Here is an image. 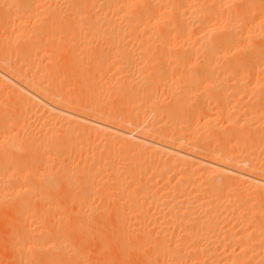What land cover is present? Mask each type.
Segmentation results:
<instances>
[{
  "label": "bare ground",
  "instance_id": "1",
  "mask_svg": "<svg viewBox=\"0 0 264 264\" xmlns=\"http://www.w3.org/2000/svg\"><path fill=\"white\" fill-rule=\"evenodd\" d=\"M256 1L258 2L259 0H0V6L2 8L0 9L1 13L5 11L4 15L7 17L9 16L8 18H3V22H0L1 23L0 31H3L4 33H5V30L11 28L13 24L14 25L16 24L14 23L15 18L16 20L20 19L19 22H21V21H24V19H27L26 17H28L31 13H35L36 10L34 9V7L40 8V11L37 12V14L40 16H42L40 12L45 13V11L49 15H51V17L54 19L60 18L61 16L63 17L64 15L63 21L66 20V22H63V24H66L67 21H70V20L74 22L75 21V18H73L74 16L75 17L79 15L83 16V13H84V16H86L87 19L83 17V19H85V22L81 23L84 20L78 21V22L82 24L83 31L89 34L88 38L89 36H91L90 38H93V39L95 37L97 38L102 37L101 39L105 37V42H103L104 40L101 41L103 45H105V43L107 42L106 40H109L106 45L107 47L103 48L104 46H102L101 44V48L103 50H100L101 48L99 47L100 48L99 49L100 50L99 60L100 62H103L105 64L104 71H106L107 69V72L105 73L110 74L112 72L111 68H114V70L118 71L115 74H119L117 75L118 78L111 81L112 78L110 77L114 75L111 74V76L109 77L108 75L106 76V74L102 75L104 73L102 72L101 75L104 77L101 76V78L102 79L104 78L105 80V77L107 78L109 77L110 80L107 81L106 79L105 82L103 80L102 81L100 80V81L101 83L103 82V84L105 83L104 86H106V90L108 87L109 88L113 87L114 90L112 91L108 90L109 93L112 92L111 93L112 95L111 96L108 94L107 95L113 98L115 96L116 100L114 101L115 102L118 101V103L114 102L115 104L119 105V103L121 104L123 103V101L125 102L127 101L126 105L124 104L123 106L119 105V108H117L120 112L117 111L116 113V110L110 108V110L112 111L114 110L113 111L114 113L111 112V114L113 113L115 115L116 113V116L112 120L111 119L109 120L106 117H104L105 119L108 120V122H106L105 119L101 118L103 117L102 111L105 108L107 109L108 107H112L114 103L110 104L107 107L106 105H108L109 103L107 104V102L105 101L106 102L105 104V102L103 101L105 104L103 105V103L99 99V100H96L97 103L100 101L102 105L100 103L99 104L102 107L105 106V108L103 109V108L95 107L94 103L93 105H91L92 103L91 104L89 103V102H92L91 101L92 98L94 99V97H91L92 95L94 96V94H90L91 100L89 99V102L87 101L88 102L87 104L86 102L82 103V100H83L82 98H81V102L78 101V103L80 102L79 103L80 105L84 103L86 104V105L84 104V107H81L82 109L85 108V106H88L90 104L91 106H88L85 109L91 108L93 106L92 110L89 109L88 110L89 112L88 111L86 112L85 110L81 109V112L87 113V114L82 113V115L81 113H78V112L74 113L75 110H72V109H75L77 107L75 106V108H73L74 106H71V105H74V103H72V100L68 98V94L73 93L71 92L72 90L74 91V89L72 88H74L76 85H77L76 87H78L79 85L82 87L83 83L80 82L76 84L78 80L77 81L75 80L76 83L71 82L72 77H70L69 73H68L69 78H67V80L69 79V82H71V84L68 83V81L64 82L65 81L64 77H67L66 74H64L63 77L61 75V77L64 78L63 79L64 81L61 79L63 83L59 84L60 78L57 80L58 83L57 81H52L53 79L56 80L58 78V76H56L57 73L58 75L62 73H59L60 71L55 70L54 74H52L53 72L51 71L53 70H49V69H55V65L53 68L51 67L53 64H50L47 66L48 62H46V67L48 69L46 68L47 70L44 72L42 69H45V67L43 66L44 68L41 67L40 69V66H38L40 62L37 63L38 61L33 62L34 64L33 67L35 68L31 67L32 66L31 63L28 64L27 62V64L29 66L31 65L29 69L32 71L31 68L37 69L35 66L37 63V67H39V69L42 70L43 73L46 74L47 72L46 76L48 75V73L50 74L48 75V77L52 79L50 81V79L48 78V80L50 81V84H52L51 82L53 83L55 82L53 85L55 84L59 85V87L58 86L56 87L58 88L59 91H61V88H63L64 91H67L68 94H66L67 95L66 96L65 95L66 92H63V89H62L63 93L56 91V95L60 93L57 97L58 100L60 99L59 100L60 104H59L57 103L58 102L57 99L55 100L57 101L55 103H53L54 100H51L50 94H52V92L49 93L50 95L49 96L48 94H45L44 92L40 93L39 90L38 91L35 90L38 88L42 90V87L40 88V85H42L41 83L43 82L41 81L43 79L41 80L40 78H37V77L41 75L42 76H45V75H43V73L41 72L40 74H36V75H39L37 77L36 75L30 76V74L33 72L27 70L30 73L28 75V72L26 73L25 71L26 69L25 61L27 60L29 62H32L29 59L35 60L34 58L36 57L38 53L41 52L40 50H42V52L47 51V49L49 51L54 50L55 46L59 44L58 42L61 41V39L58 38L60 36V34H57L59 32L58 29L56 30L55 28H53L54 27L52 25L53 22L51 25L49 24L50 23L49 20H47V23L46 22L44 23L43 21L44 19L46 21V18H44L43 21L41 22V19L43 17L41 18L38 17L36 13L34 14V16L36 15L35 17L37 19L40 18V21L38 19L37 25H34V26L39 27L40 24L38 22H41L42 24H47L45 26H52L51 28L49 27L50 28L48 31L49 33L47 32V29H46L47 27H44L42 24L41 25L43 26V28L40 27L39 29L42 28L43 31L44 29H46L45 33L49 34L51 37L53 36V40L49 38V41L45 39H44L45 42L42 41L43 40L42 35L44 36L47 35V34L45 35L41 31L42 29L40 30L42 33L37 32V36H40L42 34L41 35L42 37H39L40 39L42 38L41 40L42 42L39 41L40 39L36 36V33L35 35H31V36H29V34H26L28 32H30L31 34L32 33L31 31H33L32 28H31L32 30H27V32L25 33L24 32L22 33L21 31V36L20 35L18 36L20 37V40L22 37V39L26 41L23 42L21 40L20 42L19 41L18 42L19 43L22 42L21 44H23L24 46H26L25 44H27L28 46L27 49H25L20 44L17 47H20V46L23 47V49H21L23 51H21L19 48L18 50L21 51L19 54L16 48V45L18 43H16L14 44L15 46L14 45L13 46L15 47L18 55L15 54L16 52L13 53V51L15 50L14 48H13L14 50L10 48L9 50L10 52L8 51L9 53H13V55L14 54L16 55L14 57L12 55L14 59L12 57H9L8 59L9 62L12 60L11 62L13 63L15 58L19 55H20L19 61H21V56L22 58L25 59L24 63L21 61L25 66L24 70H21L23 68V65L19 64L20 62L17 59L18 57L16 58L17 59L16 63L18 61L19 62L18 64L21 65L22 67L20 69V72L18 71L20 68L19 65L17 66L18 68L16 66L9 67L10 64L8 62V65L2 66L5 62L7 64V61L5 58L6 54H7L6 56L7 58L11 54L4 52L5 54L3 56V52H0L2 54V56L0 55L1 61L3 60L2 62L3 64L1 63L0 65L1 66L0 69L6 66V68L8 67L7 71L9 72V74L8 72H5V74L7 73L6 77L9 82L8 83L3 82L5 85H3V87H0V89L2 88L1 89L2 93L4 92L3 90H6V89L9 90L5 92L6 95L10 93H11L10 95H13L12 97L9 95L10 96L8 97L9 99L7 98L5 104H3V100H4L3 97H6V96L5 95L3 96L2 94H0L2 96V98L0 99L2 102V106L4 105L3 108H6L5 106L10 107L9 105H7L8 102H10L11 103L10 105H12L11 108L13 109L14 100L12 103L10 101L12 99L10 98L14 99V97H16L15 102L18 101L16 102L17 104L20 101L18 100V97H20L23 100V103H24L23 105H26V107L28 108L27 110L29 111L30 109L33 110L32 109L33 105H37L36 107L34 106L35 107L34 110L38 108V106H39V109L44 108L40 106L42 104H44L45 106H50V107L51 106L54 107V105L58 107L61 105L60 106L61 108L58 107V109L60 108V110H63L64 112V114L62 115V119L60 117L55 118V119L60 118L61 120L59 122H61L62 120L64 122H67L66 123L67 125L64 127L65 132L61 133V134H64L63 138H62V135H59V132L61 131V128H62L60 125H63L65 123L63 122L62 124L57 125V130H60L58 132V136L59 137L61 136L62 139L57 138L56 141H59L61 139L58 142V145H53L49 143L50 146L48 147L46 146L47 147L46 150L48 149L47 152L46 151L44 152L46 158L44 157L43 150H41L42 151L41 154L36 153L35 156L33 153L34 151L40 153V151L38 150L42 148L43 146L42 142L45 141V139H43L44 138L43 134L44 136H46L47 135L46 132H48L49 134L51 133L49 132L50 127H51L50 125L45 126L47 128L49 127V130L46 129L44 133H42L43 131L41 132V126H44L45 124V120L44 122L43 120H41L43 118L42 116L44 115L48 116L50 113L49 111H48V114H44V115H42L41 114L42 112L39 111L38 114L39 115L41 114L42 116L40 115L41 117H38L36 115V119H35V116L33 117V120L34 119L36 120V126H34L35 125L34 123L33 128H38V126H40L39 127L40 129L38 128V130L40 131V133H42V135H40L39 139L42 142L39 141L38 137H35L36 134H34V129L30 128L29 126V123H31V121L29 120H28L29 127L26 125V123L25 125L28 127L27 129L33 130V136L30 138L28 137L29 139L27 140L26 136H29L32 133L24 134L25 135L23 136L24 138L22 137L23 140L25 139L24 142H20L22 138L20 141L17 139L19 136L18 137L12 136L11 134L14 133L13 131H10L13 133L11 134L9 133L7 136H5L6 133L2 134L0 132L4 137L3 140L0 142V147H1L0 157L1 156L7 157V155L11 153H13L12 154L13 157H15L14 153H17V155L18 154L21 155L25 152V150H23V152H20L21 149L23 147L25 148L26 146L27 151L29 150L28 152L34 150L32 153H30L31 155L33 154L34 158H37L40 155L41 160L44 161L43 163H47V165L45 164V167L43 168L42 167L43 164L41 163L42 166L40 165V162L42 161L40 160V158H37L36 160L39 159L40 162L36 161V163L39 162L38 165L40 168L42 167V170H38V167L36 165L35 167L37 168L33 169V172L31 173L26 172L23 174V172L21 173L20 171H24L23 170L24 167H22V170L20 169L19 171L18 168H20L21 165L15 162L16 164L14 163L15 165L14 164L12 165L14 166L13 170H18L17 172L21 173L19 174L16 172L17 174L15 175V172L14 174L11 173L12 169L9 170L6 167V166H8L9 168L12 167L11 165H9L8 162H6V160H5V163L0 162V203H5V207L7 208L12 206L13 210L12 208L10 209L8 208L7 210H11L12 212H14L13 214L16 217L17 223L20 222L21 224H23L24 222L22 220L23 219L27 220L26 217L28 216L30 217V218L28 217L30 220L28 219V222H25L24 223L25 225L23 224L26 227L19 226L20 223L17 226L18 228L20 227V229H22L23 227L22 229L23 231L21 232H24V234L22 236V240L19 239V241L18 239L17 241H15V239L18 236L17 237L15 236L16 238L14 237L15 243L17 242L16 245L18 244L19 246H21L24 251L25 250L27 251L36 250L34 254L38 253L39 251H43L44 255L42 254V252L40 253L41 255H43V257L39 256L38 255L39 253L37 254V257H40V258L42 257V260L43 258H45L44 256L48 257V254L45 253V251L48 252V250H45V248L49 249V252L51 251L60 252L59 253L60 255L55 253L53 258H52L53 254L49 253L50 254L49 258L46 257L47 259L44 260L45 264L46 263L47 264H66L68 260L70 261L71 264H77L76 261H78V257H76L75 263H72V261H74V258H72L73 256H71V252H72V255L77 254L76 251L78 249H74L75 244H74V247L69 246L70 248L72 247V250L74 249L75 251L74 250L72 251L70 248H67L68 244L72 245L75 242L74 241L75 239L73 238L74 236L72 237L68 235L70 237L69 240L73 238L72 241L74 242L71 244L70 243L71 241L69 242V240L65 238L67 236L63 234L65 236L64 237L62 235L63 232H60L61 230L63 231L65 230L62 228L60 231H58L57 229L58 227H57L55 229H57V232H58L57 234L59 235L54 234L56 236H53L52 238H50V236L48 237L47 236L49 234L48 230L44 228V226L42 225L44 224L42 223L44 221L40 220V217L42 218V216L36 213L38 211H36L34 208V211H36L34 213H36V215L33 213V211H31V213L35 215L34 217L31 213L30 215H26L29 212V210H32V208L29 209L30 208L29 204H31L32 202H29L30 200L28 197H32L30 198L32 200L33 198H35V195H40L43 191L45 192L49 191V193H51L50 191L53 192L55 188L57 190V187L60 186V184L62 186L64 185L65 189L69 188L65 186V184L71 185L70 186L71 188H69V190L66 189L67 191H69V193L73 192L71 190L73 187L78 188L77 186H79V188H81L82 186L80 187V185H83V187L86 190L79 193L81 190H84L83 188V189H80V191L76 192V194H78L76 196L78 199L83 193L93 194V193H89V191L87 190H92L93 188L96 187V185H99L97 186L98 189L97 187L95 189L96 190L101 189L100 191L102 190L104 191L108 189L107 192L109 193V196L111 197V200L113 202L115 200L117 201L118 199L121 200V201L118 200L120 201L119 207L122 206L121 210L120 208L118 210L119 203L116 206L117 209L114 207L115 204L113 205V208L117 210L115 211L117 212L115 213V217H117L116 215L119 216V218L117 217L118 218L117 223L122 221V220L118 221L121 218L122 219L127 218V220L131 222V224L127 228L124 227L125 228L124 229L121 227L124 231L123 230L120 231V224H116L117 226L119 225L118 229L116 228V231H117L116 233L118 235H116V233L115 234L112 233L113 234L112 236L110 235V237L113 238L112 246L116 245L115 249L120 248L121 252L123 251V255L120 253V251L118 252L119 249L116 252L120 253L121 256H124V259L127 258V255H128L127 253H129L133 249L134 251L136 250L135 252H137V251H143L145 247L148 250V247H150L149 250H151L154 254L150 251L147 252V250H144L143 251L144 253L141 252L144 254V256L142 257L143 254L142 255L139 254L138 256L140 257V260L142 261L143 264L146 262L147 263L152 262L148 260H153L154 256H155L154 261L155 260L158 261V263L157 262H154V263H157V264L159 263L160 264H264V89H263L264 69L262 68L263 66L261 67L262 65L261 61L264 57L263 56L264 55L263 54L264 53V22H263L264 20L261 21V19H264L262 18L264 14H262V17L259 16L261 15L260 11H263L262 13H264V10L260 8L261 6L260 2H259L260 10L258 7H256L258 6L256 5L257 4ZM42 3L43 5L44 3H47V5L43 6ZM64 5H67V8L69 11L67 10L65 11L66 8L64 9L63 7ZM262 5H264V2L262 3ZM80 7L81 9L84 10V12L82 13L83 10H81L82 14L78 15V13L80 12L79 10ZM64 12H66V14ZM68 14L71 15V17ZM31 15H30V18L33 19L32 21L35 22L36 21L35 17L33 16V14ZM65 15H67L70 18L66 19L67 17ZM11 17H14V19H11ZM80 17L81 16H79V18H76V19L82 20L81 19L82 17L81 18ZM259 17H261L260 20H259ZM30 18L28 17L29 20ZM7 19L14 21L13 23L12 21H10L12 23L11 26L8 25L11 23L7 22ZM25 21L29 22L28 20H25ZM4 24L6 26H1ZM25 24L28 25V23H23V25ZM63 24H60L61 28L63 29L68 28L67 30L68 32L65 31L64 33L66 32L67 33L64 35L61 33V36L63 37L67 35L68 33L70 36L69 30L71 29L67 27V24L64 25L63 27ZM69 24L71 25V23ZM16 25H17L16 28H18L20 27L21 24L17 23ZM55 25H58V24H55ZM13 26L12 28H15ZM4 27H6L5 30H4ZM37 27H36V31H37ZM72 27L75 29L78 26L72 23L70 28ZM23 28L24 29L22 30L24 31L25 29H28L25 27ZM81 28L80 30H82ZM19 29H16L17 31L14 29L16 31V35L20 33V32L17 33ZM51 30L53 31L51 32ZM55 30L57 33H55ZM3 32H0V33L4 34ZM72 32L77 33L78 31L73 30ZM85 33L82 32V36L79 33L75 34L77 35L76 39L77 37L79 39V37L81 36L79 39L81 40L83 36L87 35V34L84 35ZM7 34H4V35L7 36ZM53 34L54 35L57 34V36L58 35L59 36L55 37ZM13 35H15V33ZM5 36L3 37L6 38ZM28 36L29 38L36 36V38L38 39H36L35 37H33V39L35 38L34 41L37 40V42L35 41L33 43V39L31 38V40H29ZM8 37H11V36H8ZM70 37L72 38V36ZM109 37H111V39H108ZM24 38H27V39H24ZM83 38H87V37H83ZM83 38H82V42H83ZM128 38H130V40L133 41L131 44L128 43V40H127ZM11 39H12L10 40L11 43L9 41V38H7L5 42L9 41L8 42L9 45L13 44L12 43L13 41L16 42L15 38H11ZM46 39H48V37ZM54 39H59V40H57L58 41L57 42ZM125 39L127 41H125ZM1 41L2 43L4 42L3 38ZM54 41L57 42L56 45L53 44L55 43ZM30 42L32 43L30 44ZM38 42L41 44H39ZM48 42H50L51 45H47ZM82 42H76V43H79V46H81L82 44H85ZM90 42H92V40L89 41V44H91ZM8 43H4V46L6 44V46L4 47V51L7 50V46H9L7 45ZM36 43H38V45ZM43 43L47 45V46H44L45 48L43 47V49H46L44 51L43 49H41L42 48L41 46H43L42 45ZM76 43L73 42L72 45ZM93 43L95 42H92V44ZM29 44H30V47H29ZM32 44H35V45H32ZM86 44H87L86 45L87 47L89 45L87 43V40H86ZM66 45H67V42H66ZM76 45H77L76 46L77 48L76 47L75 48L78 49L79 48L78 44ZM33 46L38 47V50H39L37 52L36 51L34 52L35 54L37 53L35 57H34L32 49L33 50H37V49H34ZM2 47L3 45L1 44L0 48ZM46 47H49L50 49ZM52 47L54 48L52 49ZM82 47L84 49V45H82L80 48ZM65 48H62V49H65ZM76 49L74 50L72 49V50L77 51ZM97 50L98 48L95 50H92V52L94 51L96 52ZM0 51H3V48L0 49ZM49 51H47L49 55L50 53L53 54V52H49ZM65 51L66 49L64 50V52ZM67 51L69 52V48H67ZM83 51L88 52L89 50L86 49ZM47 52H46V55H47ZM62 52L63 51H60V53ZM68 52H65L66 55L69 54ZM152 52H154V55L156 52V55L154 56L153 60L155 62L157 60L158 61L156 63L153 61V63H151V66H148V68H146V69H149L150 67H153L155 65L154 68H152V70L149 69L151 73H148L150 71L146 69L145 70L148 71L147 74L143 73L144 68L147 67V65H150L148 64L150 63L148 60L151 59L149 58L150 57L149 55L150 54L152 55L153 54ZM30 53L33 54L34 58L28 59V55ZM76 53L72 52L71 54H74L75 56ZM89 53H91V50ZM31 54L30 56H32ZM80 54H78V56ZM187 54L188 55L194 54V59H188V58H191V56L188 57ZM43 55L45 57L49 56V55L46 56L45 54ZM38 56L41 57V55L39 54ZM38 56L36 57V60L39 59ZM52 56H49V57H52ZM58 56H55V58L53 57V59H56L54 63L61 62V61H57ZM71 56L73 55L69 56L70 59L66 58L67 56L65 57V55H64L65 59H63L64 58L63 56H62L63 58L61 57L60 58L63 61H66V59L67 60L72 59L77 62L79 61L81 63L80 58L77 55L76 56L79 59L76 58V56L75 58L78 60L74 59V56L73 57ZM107 56L114 58V60H112V58L110 60V58L109 57L107 58ZM156 56H158V59L155 58ZM90 57H88V59ZM96 57L98 56H94L93 58L97 60L91 59L92 57L90 58L91 63H89V65L87 64L88 62L84 64L85 66L88 65L86 70L87 69L91 70V68H94L91 65L93 66L98 65L99 62L98 63L95 62L96 64L93 63L94 61H98V58ZM103 57H105L104 58L105 61L102 59ZM60 58H58V60H60ZM51 59L52 58H50V62H52ZM47 60H49V58ZM72 60L71 62L70 61L69 62L73 64L72 65L73 67L76 66L78 70L84 67L82 65V67L80 66L79 68L78 66L80 63L77 64L74 61H73L74 63H72ZM39 61H41V59ZM16 63H13V65L14 64L16 65ZM66 63L67 61L63 63V66L61 68V69L64 68L63 73H65V71L66 72L68 71L65 69L67 67H64L65 66L64 64ZM67 64L69 66L67 69L72 67L70 66L71 64L69 63ZM44 65H45V62H44ZM57 65L61 66V64H57ZM101 66L102 65H100V69H103V67ZM97 67H96V70H98ZM9 68H14V69L9 70ZM16 68L18 69L17 71L20 75L24 71L23 73H26L25 75L27 78L23 77L25 75H22L21 77L19 75V77L17 76L16 78L12 79L15 73H17V71L15 72ZM108 68H110L111 72H108L109 71ZM39 69H37V72L40 71ZM196 69H199L200 72H197ZM86 70L84 71L83 69L85 73H86ZM4 71L5 69L2 71V73H4ZM83 71H80V72H83ZM75 72L76 71L74 70L73 73L75 74V76H77L78 73L77 72L75 73ZM90 72L92 71L88 72L89 75L87 73L86 74L84 73V74L86 76L88 75L89 78L92 76V78L90 79L88 78V79L89 80L93 79L92 81H94L95 79V77L93 76L94 74L92 73L93 74L92 75ZM99 73H101V71ZM85 75L83 76L86 77ZM78 76L79 77L77 78L80 80V75ZM83 76H81L82 79H83ZM6 77H4L3 79L5 80ZM29 78H31L34 81L32 80L27 81L29 80ZM73 79L72 81H74ZM37 80L38 82L39 81L41 82L39 86L37 85L38 84L36 82ZM10 81L13 82L12 85L14 84V87L9 86V85L8 87H6L7 86L6 84H9ZM86 82H91V81H85L84 82L85 85L87 84ZM64 83H68L70 86L73 85L74 87H71L72 90L70 89L69 91L67 90V87L70 88L69 85L64 84ZM99 83L95 84V81H94V83L92 82V86L97 87ZM34 84L37 85L38 87L34 88L33 86ZM61 84L63 86H66V88L62 87ZM90 84H87V86L85 85L84 86L85 87L90 86L88 89L95 88V87L91 88L92 86ZM53 85H50L51 88L49 86V89L51 90L54 89L55 87ZM15 87L17 89H15ZM85 87H83V90L85 91L82 90V92L87 91ZM99 88H102L101 84H100V87L98 86L97 88H95L98 90V92H101L102 90L99 91ZM18 89H20L21 91H27L28 93H30L29 95H32V99L25 98L24 94H26V92H21ZM102 89H105V87ZM157 89H160L161 91L159 94L156 92ZM17 90L21 92V94H19ZM51 90H49L48 92H50ZM93 90H91L92 93H93ZM75 91L78 92L77 89H75ZM113 92H114V96H113ZM62 94L65 95V98ZM80 95H83V93ZM162 95L169 97L170 100L169 99L167 100H169L168 102L170 106H168V104L165 103V100L161 98ZM54 96H52V99L54 98ZM74 97H76V95L71 98H74ZM62 98L65 99V102H63L64 104L63 106L65 108H66L65 104L71 101V105H69L68 103L69 106L67 105V109H65L66 111L62 108L63 107L61 103ZM77 98L79 99V97ZM77 98H75V100ZM113 98L111 99L113 100ZM111 99L109 101H112ZM190 102L192 104H194L195 102V104L190 105ZM15 104L14 106L17 109H19L18 107L22 106L21 104L20 105L19 104L15 105ZM56 104H59V105H56ZM117 106H115V108ZM124 106H126L127 108L126 107L124 108ZM26 107L25 108L23 107V108L26 109ZM0 108H2L1 105H0ZM12 109H9V110H12ZM24 109L22 110L26 112V110ZM48 109L50 111L52 110V108H48ZM22 110H20L18 113L20 122H21ZM41 110H45V108ZM60 110H57V111H60ZM67 110H70V111L68 112ZM77 111H80V110H77ZM1 112L5 113L4 109ZM106 112L108 113V111ZM109 113L108 115H111ZM52 114L54 115V113H51V115ZM97 114L98 115L100 114L99 116L101 117H98ZM14 115L18 116L17 113L15 114V112H14ZM2 117L5 118V116H2ZM23 117L22 119L24 120L25 118ZM218 117L222 119L221 122H219L220 120ZM76 118H79V121L81 120V121H84L85 123H82V124L79 123V121ZM14 120H12V124H9L6 121L5 122L8 123L9 126L10 125L12 126L14 123ZM40 120L41 122H39ZM16 121H18V119ZM47 121L49 122L50 120L47 119ZM54 121L57 123V120H54ZM87 122L90 124L86 126ZM49 123H52V121H50ZM124 124L130 125L131 128L124 129L123 128ZM3 125H6V124H3ZM126 125L124 126L126 127ZM58 126H60L61 128L58 129ZM54 128L56 127H53V131H54ZM0 129H4V128L0 127ZM23 129L24 128L19 129V130H22L23 132H25ZM27 132H30V131L28 130ZM52 133H55V132H52ZM52 133L50 134V138L52 136ZM55 135H53L54 138L58 137L57 133ZM123 136L125 137L123 138ZM48 137L49 136L45 138L49 142L50 138L48 139ZM75 137L79 138V140H83L85 139L84 137H86V139L88 138L87 140L88 142L84 140L82 147L77 148L76 146H78V143L79 142L82 143V141H78V139ZM82 137L83 139H81ZM0 139H2L1 135H0ZM73 139H76V140L72 141ZM56 141L52 140V143H55ZM46 142H44L45 145H48L46 144ZM71 142H73L74 144H72ZM75 142H78V143H75ZM23 143H26V144L24 145ZM68 144L73 145V146L76 145L75 147H71L68 150H71L72 148H76L78 149L77 152L80 154L86 153L87 151V155L89 154L88 151H90V149L92 150V147L94 146H95L94 150H99V152H101L103 148L108 149L106 151L104 150L106 153L103 152L102 150L104 155L103 154L99 155V152H98L99 157L96 156L97 159L93 158L94 151L92 155L90 153V155L93 156L91 158L92 161L93 159L98 160L100 158L98 160L99 162H97L96 164L95 162H92L85 157H84L85 159L84 158L81 159L83 160L82 162H84V160L90 161L89 165L93 163L95 164V167L93 166L94 164L91 165L90 167H87V168H94L93 171L95 173L92 171V173L94 174L90 173V175H89V172H90L89 170L91 169H86L84 167L85 166L84 164L88 162H85L83 163V165H81L83 169H86L89 171L87 175L83 174L84 176L82 177L83 180H80V182L83 181L85 185L80 184L79 182H75L78 185L74 184V180H75L74 178H76V180L79 181L80 176L82 175V173H85L84 172L85 170L81 169L79 171L82 173H78L77 170H74L78 174L77 175L74 173L75 175L74 178L70 170L72 169L73 171V169H75L73 167H75L76 165L78 166L79 163L82 164L81 161L79 162L76 161V160H80L81 156H79V159H77V156L79 154L77 152L75 153L73 152V150L75 151V149H72V152L74 153V154L72 153L73 155L77 153L76 154L77 156L75 157L76 159L73 160L74 161L73 164L75 163L74 166H70L71 168L67 166L68 168H66V165H68L66 164L67 162L65 163V161L63 162L61 160L59 163V166L61 165L62 167V164L64 163L65 166L63 165L62 167L63 170H60V167L58 168L60 171L54 169L56 166V165L54 166V164L58 163L57 159L59 158L60 160V157L62 156V154L63 155L65 154L64 152L66 150L65 149L66 147L63 149L64 150L63 151L62 146L64 145L68 146ZM21 145H24V146H21ZM97 145H100L99 147H102V149H97L99 148V147L96 148ZM60 147L61 149H59ZM56 149L58 151L62 150V153L61 151L59 152V155L60 154L61 155L58 158H56L57 162H54L53 160H55V158L51 160V154H52V151ZM115 149L121 150V151L122 149H124L123 151H125V153L122 152L123 154L120 153L122 155L117 156V154H119L117 152L119 151L115 152L116 151ZM1 152L3 155L1 154ZM56 152L53 153L54 156L57 155ZM68 152L70 154L71 151H68ZM96 153L97 151L95 152L94 155H97ZM73 155L71 156V158L73 157ZM22 156L26 157V155H22ZM116 156L118 158H121V161H122L120 162L121 164L118 163L120 159H118ZM24 157L22 158L24 159ZM65 158L69 162V159L67 158V156ZM71 158L70 160H72ZM88 158L90 159V156H88ZM12 159H15V158H12ZM27 160H30V159H27ZM33 160L34 159H32V161H30L29 163L30 164L34 163ZM50 160L53 162L51 163ZM76 162H78V164H76ZM25 163H28V162L26 161ZM48 163H51L52 165H49ZM4 164H7L5 165V168L8 169L9 171H7L5 168L4 170L10 173H5V171L2 170ZM106 164L107 165L109 164V165L107 166ZM22 165H24V162ZM203 165H205L206 167ZM48 166H50L51 169L53 168L52 171L55 170L59 172L52 173V171H50L51 169H49ZM81 166L79 167L82 168ZM27 167H28L27 169H29V166ZM31 167H33V165H31L30 168ZM27 169L26 171L32 170V169L30 170H27ZM22 174L24 177L29 176L30 178L31 176L32 184H33L32 181H34L33 178L37 177L38 178L37 182L38 183L40 182L38 187L41 188L40 190L41 193L38 192L39 193L38 194L37 191L39 189L36 190V188H33V187H31L30 190L24 189V188H29V187H26L29 183H26V181L23 183V179L21 176ZM125 174H127L128 176L127 175L125 176ZM76 176H78V179ZM144 176L146 177L144 178ZM127 177H129V179ZM37 178H35L34 183H36ZM21 179L22 181H20ZM154 180L159 181V182L154 183L153 182ZM100 181H101V184L104 185L103 187L100 186L99 184ZM19 182L21 184L23 183L22 188L21 187L18 188V185H20ZM27 182H30V180ZM25 184L27 185L24 187ZM6 185H11V186L9 187ZM13 185L15 186L17 185V187L13 188L15 187ZM126 185L127 187L129 186V188L124 189ZM32 189H35L36 193L34 192V190L32 191ZM95 189L93 190V192L96 191ZM110 189L112 191L115 190L116 193L111 192L110 194V191H109ZM96 192H99V191H96ZM33 193H35V195ZM102 193H96V195L97 194L101 195V197L104 195V197L106 198L108 193L104 192L105 194L103 193V195ZM112 193L114 196L118 195V197H116L117 199L115 200L112 199L114 198V196L113 197L111 196ZM76 194H74V196L70 194L72 198H67L66 196L65 197L70 201H72L71 199L76 201L77 200L75 198ZM12 196L16 197L14 198L16 202H14ZM40 196L42 198L43 196H46V194L44 195L42 193ZM82 196L80 199L84 198ZM23 197H25V199ZM53 197L57 198L56 196H53ZM88 197L85 196L84 199L87 198V200H89ZM8 198H12L9 200L11 203L7 200ZM20 198H23L24 200L21 199L20 201L19 200ZM45 198H47V196ZM84 199L82 201H84ZM5 200H7L8 203ZM109 200L110 198H107V201ZM1 201H5V202H1ZM116 201L114 203H116ZM34 202L32 206L34 205ZM53 202L55 201L53 200L52 202H50L51 205H53L52 204ZM60 202H62V200ZM8 204H11V206ZM46 204H47L46 202L43 203V205L45 206ZM27 205L29 206L28 208H26ZM80 205H82V202L81 204H79V206ZM86 205L87 203L85 202V205L83 206H86ZM53 206L55 208V205ZM102 206L104 207V205ZM102 206L99 208L100 209L103 208ZM41 207L42 206H40V209ZM87 207L88 206H86L85 208L88 209ZM85 208L83 210H85ZM90 208L91 207L89 205V209ZM46 209H47L46 211L49 212L52 210L53 211L52 213H54V210L56 208L54 210L52 207L51 208L48 207ZM103 209L102 211L99 209L98 210L104 214L105 212L106 213L109 212ZM20 210H21L20 214L26 211L25 212L26 214L25 213L22 214L23 218L21 217V215L15 214V211L17 213ZM43 210L42 211L39 210V211L44 214L45 212H43ZM111 211L114 212L112 209ZM55 212L57 211L55 210ZM89 212H92L91 209ZM49 213L51 214V212ZM79 213L81 212H78V214ZM47 214L48 213H46V215ZM83 214L85 216L87 212ZM89 215L90 216L86 215L87 220L88 218L91 220L92 219L91 217L94 216V215L91 216V213ZM84 216L81 215L82 220H79L80 221L79 223L75 222V224L77 225L81 224V222L84 219ZM108 217L110 218V216ZM89 223L91 222L89 221ZM36 224L38 225L41 224L42 229L44 228V230H42L41 227L38 226L41 229L39 230V233L41 235L37 231V229L39 228L37 227ZM86 224L87 223H85V226H83L84 228L86 227ZM121 224H123V222H121ZM90 225H91L90 227L92 228V224ZM49 226H51V224ZM78 226H81V225H78ZM45 227H47V225ZM70 227L68 228V231H72L73 229L74 232L76 231L75 233H79V231L82 232V230H84V233H85L87 232L88 229L90 230L89 227H87L88 229H84L83 227H81L82 230H78L81 228L78 227L77 229L76 228L77 226L76 227L74 226L76 229H74V227L72 228V226ZM105 227L109 228V226H105ZM32 230H33V233L36 235L32 236L33 238L31 239L33 240L30 241L29 236L34 235V234H30ZM18 231L20 232V230ZM94 231L96 232L97 230L93 229V232ZM102 231L97 232V234L103 233ZM19 232H17L16 234H18ZM91 232H92V229H91ZM65 234L67 235L69 233H65ZM60 235L62 236L60 237ZM36 236L38 237V239H35ZM79 236H78V240H80ZM104 236H107V235H104ZM19 237L21 238L20 235ZM46 237H48L49 240ZM87 237L88 236H86L85 238L87 239ZM105 240H108V239H105ZM110 241L111 239L109 238V240L107 241V244L108 243L110 244ZM129 241L133 242L132 246L130 245ZM19 242L22 244H19ZM66 243H67L66 245L67 250L70 249L69 251L70 253L67 252L69 255H66L67 253H64V250H65L64 246ZM81 243H84V242H81ZM11 244H12L11 245L12 247L13 243ZM130 247H132L133 249ZM22 251H19L21 252V254L19 255H20V258L23 259L24 251L23 252ZM73 252H75L76 254H73ZM62 253L64 254V256L61 255ZM137 253H140V252H137ZM107 255H104L102 257H105ZM145 255H147V257L150 256L151 258L149 257L150 259H148ZM25 256L26 257L23 259L24 262H22V260L19 258L21 261L19 260L17 264L20 262H22L23 264L28 263L27 262L28 260H25L28 258L27 257L28 254H26ZM69 256H71V258ZM115 256L113 258H116ZM121 256H118V258H120ZM143 258L145 259L147 258L146 259L147 261L143 260ZM70 259H73V260L71 261ZM35 260L36 262L39 261V259H35Z\"/></svg>",
  "mask_w": 264,
  "mask_h": 264
},
{
  "label": "rangeland",
  "instance_id": "2",
  "mask_svg": "<svg viewBox=\"0 0 264 264\" xmlns=\"http://www.w3.org/2000/svg\"><path fill=\"white\" fill-rule=\"evenodd\" d=\"M256 2H257V1H256ZM259 2H260V5L262 6V7L260 6V8H262V9L264 10V8H263L264 5H262V3L264 2V0H259V1L257 2V4L255 3L256 5H258V6H256V7H258V8H259ZM42 5H43V3H42ZM46 5H47V3H44L43 6H46ZM35 6H37V5H35ZM65 6H66V7H65ZM33 7H34V6H33ZM63 7H64V9L66 8L65 11H66V10L69 11L68 8H67V5H64ZM63 7H62V8H63ZM260 8H259V10H260ZM0 9H2L1 6H0ZM34 9L36 10V12H35L36 14H37L38 11H40V8H39V7H34ZM79 10H80V12L78 13V15H79V14H82V13L84 12V10L81 9V7H80ZM79 10H78V11H79ZM81 10H83L82 13H81ZM3 12H4V13H3ZM3 12H2V13H3V14H2L1 11H0V14H2V15H0V16H1L0 20H2V21H0V22H3V18H8V17H9V16L7 17V16L4 15V14H5V11H3ZM260 12H261V15H259V16L262 17V14H264V13H262L263 11H260ZM35 13H31V14H33V16H34ZM40 13H41L42 16H40V15H38V14H37V15H38V17H40V18L43 17V18L41 19V22L43 21L44 18H46V21H45V19H44V21H43L44 23H45V22L47 23V20H49L50 23H49V22H48V23L51 25L52 22H53V24H52V25L54 26L53 28H55L56 30L58 29V31H59V32L57 33L56 30H55V33L60 34V36H61V33L64 35V34H66V33L68 32V31H67L68 28H67V29H65V28L63 29V28H61V25H60V24H63V22H66V20L63 21V19H64V15H63V17L61 16L60 18L54 19V18H52L51 15H49L46 11H45V13H42V12H40ZM64 13L66 14V12H64ZM64 13H63V14H64ZM28 14H30V13H28ZM31 14H30V15H31ZM45 14H47V15H45ZM30 15L28 16L29 18H30ZM68 15H69V14H68ZM2 16H3V17H2ZM10 16H11V15H10ZM12 16H14V15H12ZM31 16H32V15H31ZM35 16H36V15H35ZM35 16H34V17H35ZM45 16H46V17H45ZM65 16L67 17V18L65 17L66 19H68V18L71 17V15H69L70 17H68L67 15H65ZM79 16L82 17V18L80 17L82 20L76 19V18H79ZM79 16H77V17H75V16L73 17V16H72L73 18H75V21L72 22V20H70V21H67V23H66V24H67V27H69V29H71V30L73 29V30L78 31L77 33H76V32L73 33V32H72L73 30H72V31L69 30V32H70V36H72V38L69 36V33H68L67 35L63 36V37H62V36L60 37L59 35H58V36H59V37H58L57 34H56V35L53 34L55 37L60 38L61 41L58 42L57 40H59V39H54V40H56L59 44L56 45L57 42L54 41L55 43H53V44L56 45V46H55V49L52 50V51H49V50L47 49V51H49V52H53V54L50 53V55H49V53H48L47 51H44V50H46V49H43V47H44V46H47V45H51V43L48 42V44L46 43L47 45H45V44L43 43V44H42L43 46H41L42 48H41V47H40V48L43 49V51H44L45 53L42 52V50H40L42 53H41V52L38 53L39 55H41V57H39L37 53H36L37 55L34 53L35 51H36V52L39 51V50H38V47L33 46L34 49H37V50H33V49H32L33 54H34V57H35V55H36V57L38 56L39 59L36 60V57L34 58V57H33V54L30 53L32 56H30V54H29V55H28V59H29V58H34L35 60L29 59V60H31L32 62H29V61L26 60V61H25V64H26L25 66H26V67H25L24 64H23L25 59L22 58V56H21V61H22L23 63H22L21 61H19V60H20V59H19V58H20V57H19L20 55L17 56L18 58L16 57L20 63H19L18 61H17V63H16V60H17L16 58H15V60L13 61V63H16V65H15V64L13 65V63L11 62L12 60H11L10 62H9V60H8L9 57H12L13 53L16 52V49H15V47H14V46H15L14 44L18 43V44L16 45V48H17V51H18L19 54H20L21 51H23V50H21V49H23V47H24L25 49H27V47H28L27 44H25V43H24V44H25L26 46H24L23 44H21L22 42L19 43L21 40H22L23 42H25L26 40H23L22 37H21V40H20V37H19L18 35L21 36V31H22V33H23V32L25 33V32H27V30H32V29H33V31H31V32H32L31 34H30V32H28V33H26V34H29V36H31V35H35V33H36V36H37V32L39 33V32L42 31V32L46 35L47 33H45V30L47 29V32H48L49 29H50L52 26H45V25H47V24H42L41 22H38L40 25L42 24L44 27H47L46 29H44V31H43V29H42V28H43L42 25H41V26L39 25V27L34 26V25H37V21H38V19H39V21H40V18L37 19L36 17H35V20H36L35 22L32 21L33 19H31V18H30V20H29L28 17H26L27 19H24V21H25V20H28L30 23H29V22H26V21H25V22H24V21H21V22H22V23H21V22H19L20 19H17V20H16V18H15V22H14L13 20L7 19V22L12 21V23H13V22L16 23V24H17V23H18V24L20 23L22 26L20 25L21 28H20V27L16 28L17 25H16V24H15V25L13 24V25H14V26H13L12 23L10 22L11 24H8V25H10V26L12 25V26L15 27V28H12V26H11V28L8 27L9 29L5 30L6 27H4L5 33H4L3 31H0V32H3L4 34H7V32H8L7 36H5L4 34H1V33H0V37H2V38H3V41H4V42L2 43V41H1L2 38H0V41H1V42H0V46H1V44L3 45V47H2V48H3V51H0V52H3V56H4L5 53L11 54V55L8 56V58L6 57L7 54H6V56H5L6 61H7V64H6L5 61H4L5 63L3 64V63H2L3 60L1 61V58H0V61H1V62H0V65H1V63L3 64L2 66H4V65H8V62H9V64H10L9 67H13V66H16V67H17L19 64H21V65H23V68L21 67V65H19V66H20L19 70L17 69V68H18V67H17L16 70H15V72H16L17 70L20 72V69L22 68L21 70H24V67H25V68H26L25 71H26V73L28 72V75L30 74L29 71H31V70L29 69L30 66H31V65H32L31 67L34 66L33 62H37V61H38L37 63L40 62V64L38 65V66H40V69H41V67H43V66L45 67V69H42L43 72L46 71V70L48 69V68L46 67V62H48V63H47V66L50 65V64H53V65L51 66L52 68H53L54 65H55V69H49V70H53V71H51V72H53L52 74H54V71H55V70H56V71H60L59 73H62V74H59V75H58V73L56 74V76H58V78L56 77V78H57L56 80H55V79L52 80L51 78H49V77H48V75H50L49 73H48V75L46 76L47 72H46V74L43 73L42 70H40L39 67H37V63H36L35 66H36V68L39 69L40 71L37 72V69H33V68H35V67H33V68H31V69H32L31 72H33V73H31L30 76H31V75L40 74V73L42 72L43 75H45V76H42V75H41V76H42V77H41V76H39V75H36V77L39 76V77H37V78H40L41 80L43 79L41 82H43L44 85H46L47 83L50 84V81H51V80H52V81H57L59 78H60V79H59V80H60V81H59V84H60V83H63V81H64L63 79L65 78V81H64V82L68 81V83H70V84H71V82L74 83L75 80H76V81L78 80L77 83L75 82L76 84L82 82V83H83V84H82V87H81L80 85H79V86H80L81 88H80L79 86L76 87V86H77L76 84H74V85H76V86L74 87L73 85L70 86L68 83H64V84H68V85H69L70 88L67 87V90H69V91H70L71 87H74V88H72V89H74V91L71 89V90H72L71 92H73L74 94L71 93V94H72V95H71V94H68L67 91H64L63 88H61V91H59L58 88H56L57 86L59 87V85H57V84H55L56 86L53 85L55 82H54V83L51 82L52 84H50V85H53V86L55 87V88H54V87L52 86L54 89L51 90V89H49V86H50L49 84H47L46 86H44L43 83H41L40 81L38 82V80H40V79H38V80L36 81V82L38 83L37 85L39 86L40 83H41L42 85H40V88L42 87V90H43V91H42L41 89H39V88H38V89H35V90H37V91L39 90L40 93H43V92H44L45 94H48V95H49V93L52 92L53 95L50 94V95H51V97H50L51 100H54L53 103H55V102H57V101H58L57 103H59V100H60V99L58 100L57 97H58V95H59L60 93L57 92L58 94L56 95V91L62 92V89H63V92H66L65 95L68 94V98H70V99L72 100V103H74V105H71V101H70V102H67V104H65V106H66V108H65V107L63 106V105H64L63 102H65V99H64V98H65V95L62 94V95L64 96V98L61 99L62 102L60 101V102L62 103V106H63L62 108H63L64 110L67 109V105H68V103H69V105L74 106L73 108H75V106L77 107V108H75V109H72V108H71L72 110H75L74 113L78 112V113H81V115H82V113L85 114L89 109L92 110V107H93V106H92L91 108H88V109H85V108L88 107V106L93 105V103H94L95 107L103 108V109H104L105 106L102 107V106H101L102 103H103V105H105L106 102H107V104L109 103L108 105H106V106L108 107L110 104H112V103L115 102L114 100H116V99H115V96H114V92H113V96H114V98H113V97H110V96L112 95V94H111L112 92L109 93L110 90H111V91L114 90L113 87H111V88L108 87L107 90H106V86H104L105 83L103 84V82L101 83V81L103 80V81L105 82L106 79H107V81H109L110 78H112L111 81H113L114 79L118 78L117 75H119V74H115V73H117L118 71H117V70H114V68H111V69H112V70H111L112 72L110 71V68H108V69H109L108 72H111L110 74L105 73V72H107V69H106V71H104V70H105V69H104V68H105V67H104L105 64H104L103 62H100V60H99V55H100L99 53H100V50H103V49L101 48V44H102V46H104L103 48H105V47H107L106 45H107V42H108L109 40H106L107 42L105 43V45H103V43H102L101 41L104 40L103 42H105V37H104L103 39H101L102 37H101V38H100V37H99V38L95 37L96 39H95V38L93 39V38H90L91 36H89V38H88V35H89V34H87V33H85V32L83 31V26H82V24H80V23L78 22V21H83V20H84L83 22H81V23H84V22H85V19H83V17L86 18V16H84V13H83V16H82V15H79ZM16 17H17V16H16ZM34 17H33V18H34ZM261 17H259V20L261 19ZM73 18H71V19H73ZM262 18H264V15H263ZM11 19H14V17H11ZM86 19H87V18H86ZM8 20H9V21H8ZM22 20H23V19H22ZM53 20H54V21H53ZM262 20H264V19H261V21H262ZM17 21H18V22H17ZM5 22H6V20H5ZM77 22H78V23H77ZM263 22H264V21H263ZM23 23H28V25H27V24L23 25ZM69 23H71V25H72V23H74V24H75L76 26H78V27L75 28V29H74L73 27L70 28L71 25H70ZM0 24H1V23H0ZM5 24H6V23H5ZM5 24H4V25H1V26H6ZM49 24H48V25H49ZM55 24H58V25H55ZM66 24H63V27H64V25H66ZM79 24H80V25H79ZM18 26H19V25H18ZM26 26H27V27H26ZM31 26H32V27H31ZM58 26H59V27H58ZM73 26H74V25H73ZM79 26H80V27H79ZM23 27L28 28V29H25V31H24V30H22V29H24ZM29 27H30V28H29ZM33 27H35V28H33ZM36 27H37V31H36ZM40 27H42V28H41L42 30L39 29ZM49 27H50V28H49ZM81 27H82V28H81ZM1 28H3V27H1ZM19 28H20L21 30H20ZM31 28H32V29H31ZM78 28H79V29H78ZM80 28H81L82 30H80ZM10 29H11V30H10ZM14 29H15V30H16V29H19L17 33H19V32H20V33L16 35V31H17V30L15 31ZM59 29H60V30H59ZM1 30H2V29H1ZM38 30H39V31H38ZM40 30H41V31H40ZM62 30H63V31H62ZM79 30H80V32L82 31L83 33H85L84 35L87 34L86 36H83V37H87V38H83V37H82V38H83V42H82V38H81V40H79L80 37L82 36V32H81V34H80ZM6 31H7V32H6ZM10 31H12L13 33L10 32ZM52 31H53V30H51V32H52ZM65 31H67V32L64 33ZM9 32H10V34H9ZM42 32H41V33H42ZM51 32H50V33H51ZM71 32L73 33V35H72ZM14 33H15V35H13ZM33 33H34V34H33ZM48 33H49V32H48ZM53 33H54V32H53ZM78 33H79L81 36L79 37V39H78V37H77V39H76V36H77V35H75V34H78ZM51 34H52V33H51ZM12 35H13V36H12ZM41 35H42V34H41ZM41 35H40V36H37L38 38L43 36V40H42V38H41V39L39 38V39H40L39 41H41V40L44 41V42H45V40H48V41H49V38H51V39L53 40V36L51 37L49 34L46 35V36L48 37V39H46V38H47L46 36H44V35L41 36ZM3 36H5L6 38H4ZM8 36H11V37H8ZM29 36H28V38H29ZM36 36H33V37L36 38ZM18 37H19V38H18ZM33 37H30L29 40H31V38L33 39ZM44 37H46V38H44ZM106 37H108V36H106ZM7 38H9V41L12 40L11 38H15V41H16V42L13 41V42H12L13 44L9 45V43H8L9 41H6V42H5V40H6ZM16 38H17V39H16ZM35 38H34V39H35ZM38 38H36V39H38ZM68 38H69V39H68ZM24 39H27V38H24ZM34 39H33V43H34L35 41L37 42V40L34 41ZM44 39H45V40H44ZM73 39H74V40H73ZM75 39H76V40H75ZM89 39H91L92 42H95V43L92 44V42H90L91 44H89V41H91V40H89ZM108 39H111V37H109ZM29 40H28V41H29ZM77 40H78V41H77ZM84 40H85V42H84ZM86 40H87V43L89 44V45H88L89 47H88V46L86 47V45H87V44H86ZM127 40H128V43H129V44H131V43L133 42V41L130 40V38H128ZM127 40L125 39V41H127ZM18 41H19V42H18ZM42 41H41V42H42ZM62 41H63V43H62ZM125 41H124V42H125ZM129 41H130V42H129ZM66 42H67V45H66ZM70 42H71V43H70ZM73 42H75V43H76V42H82V43H85V44H82V43H81L82 45H84V49H83V47L80 48L82 45L79 46V43H76V44H78V47H79L78 49H76V48H77V47H76L77 45H76V44L72 45ZM4 43H8L7 45L10 46V47L7 46V50H6V51H4V47L6 46V44H5V46H4ZM10 43H11V41H10ZM27 43H29V42H27ZM31 43H32V42H30V44H31ZM38 43H39V42H38ZM38 43H36V44L38 45ZM64 43H65V44H64ZM20 44H21L23 47H21V46H20V47H17V46H19ZM30 44H29V47H30ZM39 44H41V43H39ZM63 44H64V45H63ZM97 44H99L100 46L97 45ZM13 45H14V46H13ZM32 45H35V44H32ZM69 45H70V46H69ZM95 45H96V46H95ZM132 45H133V44H132ZM39 46H40V45H39ZM71 46H72V47H71ZM129 46H130V45H129ZM8 47H9V48H8ZM65 47H66V48H65ZM73 47H74V48H73ZM75 47H76V48H75ZM91 47H93V48H91ZM99 47H100L101 49H100ZM2 48H0V49H2ZM10 48H11V49H13V48L15 49V50L13 49V50H14L13 53H9V52H10V51H9ZM19 48H20L21 51L18 50ZM31 48H32V47H31ZM31 48H29V49H31ZM44 48H45V47H44ZM46 48H49V47H46ZM53 48H54V47H52V49H53ZM62 48H65V49H66L65 52H68V51H67V48H69V52H68L69 54L66 55V53L64 52L65 49H62ZM85 48H86L87 50H89V51H88V52L83 51V50H86ZM97 48H98V50H97L98 52H97V51H96V52L94 51V52H95V54H94V52H92V50H95V49H97ZM5 49H6V48H5ZM49 49H50V48H49ZM59 49H60V50H59ZM72 49H73V50L76 49L77 51H73ZM99 49H100V50H99ZM81 50H82V51H81ZM90 50H91V53H89ZM8 51H9V52H8ZM60 51H63V52L60 53ZM70 51H72V52H74V53L77 52L78 54H80V53L82 52V53H81L82 55L80 54V55L78 56V54L76 53L75 56L77 55V56L80 58L81 63H83V64H81L79 61L77 62V61L71 59V60H72V63H74V62H76L77 64L80 63L79 66H78L79 68H80V66L82 67V65L84 66V67L80 68V70H78V69L76 68V66L73 67V66H72L73 64L70 63L71 60H69V59H70L69 56H70V55H73V56H74V54H71L72 52H70ZM80 51H81V52H80ZM4 52H5V53H4ZM11 52H12V51H11ZM46 52H47V55H49V56H52V55H53V56H52V57L47 56V55H46ZM83 52H84L86 55H85ZM18 53L16 52L15 54L18 55ZM64 53H65V54H64ZM152 53H153L152 55H151V54L149 55V56H150L149 58H151V59L148 58V59H149L148 61L150 62V63H148V64H150V65H147V67L144 68L143 73H146V74H147L148 71H146V70H149V69L152 70V68H154V66H155V65H154L153 67H150L149 69H146V68H148V66H151V63H153V61H154L153 59H154V56L156 55V52H155V55H154V52H152ZM15 54L13 55V57L16 56ZM43 54H45L47 57H45ZM62 54H63V55H62ZM89 54H90V55H89ZM97 54H98V55H97ZM263 54H264V53H263ZM0 55L2 56L1 53H0ZM58 55H60V56H58ZM64 55H65V57L67 56L66 58H69L68 60L66 59L67 63L71 64L70 66H72V67L69 68V69H70V70H69V69H67V68L69 67L68 64H67V63H66L67 65L64 64V65H65L64 67H67V68H65V69L68 70L67 72L65 71V73H63V72H64V71H63L64 68L61 69L62 66H63V63L66 62V61L61 60V58H63ZM29 56H30V57H29ZM43 56L45 57V59H44ZM55 56H58V57H57V61H61V62H56V63H54L56 59H53V57L55 58ZM62 56H63V57H62ZM73 56H71V57H73ZM75 56H74V59L78 58L77 56H76V58H75ZM80 56H81V57H80ZM84 56H85V57H84ZM90 56H91L92 58H91ZM94 56H98V57H96V58H98V61H94L93 63H95V62H96V63H98V62L100 63V64L98 63V65H95L96 63L94 64L96 67L99 66V67H97L98 70H96V67L93 66V65H91V66L94 67L95 69H94V68H91V66H90L91 70H88V69L86 70V68H87V66L89 65V63H91V59H94V58H93ZM109 56H110V55H109ZM109 56H107V58H108ZM187 56H188V57L191 56V58H188V59H194V54H193V55H192V54H191V55H188V54H187ZM263 56H264V55H263ZM13 57H12V58H13ZM60 57H61V58H60ZM65 57H64L63 59H65ZM86 57H87V58H86ZM88 57H90L91 59H90V58L88 59ZM101 57H102V56H101ZM101 57H100V59H101ZM105 57H106V56H105ZM105 57H103L102 59L104 60ZM192 57H193V58H192ZM2 58H3V57H2ZM12 58H11V59H12ZM48 58H49V60H47ZM50 58H52V59H51L52 62H50ZM58 58H60V60H58ZM79 58H78V59H79ZM109 58H110V60H111L112 57H109ZM155 58L158 59V56H156ZM13 59H14V58H13ZM26 59H27V57H26ZM40 59H41V61H39ZM78 59H76V60H78ZM157 59H155V60H157ZM263 59H264V57H263ZM263 59H262L263 62L261 61V64H262L261 67L263 66L262 68L264 69V65H263V64H264V60H263ZM45 60H46V61H45ZM82 60H83V61H82ZM84 60H86V61H84ZM94 60H97V59H94ZM112 60H114V58H112ZM69 61H70V62H69ZM73 61H74V62H73ZM89 61H90V62H89ZM104 61H105V60H104ZM157 61H158V60H157ZM157 61H156V62H157ZM187 61H188V60H187ZM27 62H28V64L31 63V65L29 66V65L27 64ZM44 62H45V65H44ZM87 62H88V63H87ZM118 62H119V61H118ZM154 62H155V61H154ZM156 62H155V63H156ZM18 63H19V64H18ZM85 63H87L88 65L85 66V65H84ZM11 64H12V65H11ZM57 64H61V66H59V65H57ZM75 65H76V64H75ZM100 65H102L101 67H103V69H100ZM27 66H29V67H27ZM56 66H57V67H56ZM0 67H1V66H0ZM44 67H43V68H44ZM58 67H59V68H58ZM46 68H47V69H46ZM74 68H76V69H74ZM90 68H89V69H90ZM4 69H5V71H4V73H2V71H3ZM7 69H8V67L6 68V66H5L4 68H1V69H0V72H1V74H0V83L2 82V83L0 84V85H1L0 87H3V85H5V84H4L5 82H6V83L9 82V81L7 80V77H6V76H7V75H6L7 73L5 74V72H8ZM10 69H14V68H9V70H10ZM83 69H84V71L86 70V73H87V74H88L89 71H92V72H90V73H91V74L93 73L94 75H93V74H92V75H93V76L95 77V79L97 80V81H96V80L94 79L95 84L99 83V81L101 80L100 83L97 85V87H98V86L100 87V84H101V87H102V88L105 87V89L99 88V91L102 90V91H101L102 93H101V92H98V90L95 89V88H97L96 86H92V82L94 83V81H92L93 79H92V80H89L90 78H92V76H91L90 78H89V76H88L89 74L86 76V75H85L86 73L83 71ZM145 69H146V70H145ZM27 70H29V71H27ZM74 70L78 73V75H80V80L77 78V77H79V76H78V75L75 76V74L73 73ZM77 70H78V71H77ZM198 70H199V69H196L197 72H200V70H199V71H198ZM18 71H17V73H15V75L12 77V79L16 78L17 76L19 77L20 74L18 73ZM34 71H35V72H34ZM70 71H71V72H70ZM80 71H83V72H80ZM87 71H88V72H87ZM100 71H101V73H99ZM144 71H146V72H144ZM149 71H150V70H149ZM23 72H24V71H23ZM23 72L21 73L20 77H21L22 75H25V74H26V73H23ZM36 72H37V73H36ZM51 72H50V73H51ZM76 72H75V73H76ZM79 72H80V73H79ZM102 72H104V73L102 74ZM13 73H14V72H13ZM55 73H56V72H55ZM68 73L70 74V77H72V78H71V82H69V79L67 80V78H69V77H68V76H69ZM81 73H83V74H81ZM84 73H85V74H84ZM148 73H151V71L148 72ZM2 74H4L5 76L2 75ZM8 74H9V72H8ZM16 74H17V75H16ZM52 74H51V75H52ZM64 74H66L67 77L62 78ZM73 74H74V75H73ZM101 74H102V75H105V74H106V76L108 75L109 77L111 76V74H113L114 76H112V77H110V78L108 77L109 79H108L107 77H105V80H104V78H103V79L101 78V76H102ZM61 75H62V77H61ZM83 75H85L86 77H84ZM115 75H116L117 77H116ZM175 75H176V74H175ZM9 76H10V75H9ZM11 76H12V74H11ZM54 76H55V75H54ZM59 76H60V77H59ZM81 76H83V79H82ZM4 77H6L5 80L3 79ZM23 77H24V78H27L26 75L23 76ZM50 77H52V76H50ZM74 77H76V78H74ZM102 77H104V76H102ZM119 77H120V76H119ZM44 78H45L46 80H45ZM48 78L50 79V81L48 80ZM53 78H54V77H53ZM73 78H74V79H73ZM84 78H85V80H84ZM88 78H89V79H88ZM100 78H101V79H100ZM33 79H34V77H33ZM61 79H62L63 81H61ZM72 79H73L74 81H72ZM98 79H99V80H98ZM3 80H4V81H3ZM15 80H16V79H15ZM31 80H32V79L29 78V80H27V81H31ZM47 80H48V81H47ZM82 80H84V81H82ZM12 81H13V80H12ZM32 81H34V80H32ZM85 81H91V82H86V83H87V84H90V83H91V84H90V85L92 86L91 88L95 87V88H93L94 90H93V89H88L90 86L85 87V86H87V84H86V85L84 84ZM3 82H4V83H3ZM36 82H35V83H36ZM96 82H97V83H96ZM12 83H13V82L10 81L9 84H6V85H7L6 87H8V85L14 87V84L12 85ZM29 83H31V82H29ZM45 83H46V84H45ZM57 83H58V81H57ZM73 83H72V84H73ZM37 85L34 84V85H33L34 88H35V87H38ZM48 85H49V86H48ZM61 85H62V84H61ZM68 85H67V86H68ZM84 85H85V86H84ZM93 85H94V84H93ZM43 86H44V87H43ZM47 86H48V87H47ZM263 86H264V85H263ZM16 87H17V86H16ZM16 87H15V89H17ZM46 87H47V88H46ZM62 87L66 88V86H63V85H62ZM83 87H85V89L87 90L86 92H82ZM18 88H19V87H18ZM43 88H45V89H43ZM50 88H51V86H50ZM79 88H80V89H79ZM1 89H2V88H1ZM1 89H0V90H1ZM30 89H31V88H30ZM46 89H47V90H46ZM75 89H77L78 92H76ZM263 89H264V87H263ZM18 90L21 91L20 89H18ZM18 90H17V91H18ZM40 90H41L42 92H41ZM49 90H51V91L48 92ZM53 90H54V91H53ZM79 90H80V91H79ZM89 90H90V91H89ZM91 90H93V93H92ZM108 90H109V91H108ZM3 91H4V92L2 93V90H1L0 94H2L3 96H4V95L6 96V97H3L4 100L2 99V100H3V104H5L7 98L10 97V96L12 97L13 95H10L11 93L6 95L5 92L9 91V90H7V89H6V90H3ZM19 91H18L19 94H21V92H26V94H24V97H25V98L32 99V95H29L30 93H28L27 91H21V92H19ZM69 91H68V92H69ZM83 91H85V90H83ZM95 91H96L97 93H96ZM104 91H105V92H104ZM46 92H48V93H46ZM63 92H62V93H63ZM94 92H95L96 94H95ZM156 92L159 94L161 91H160V89H157ZM82 93H83V95H80V94H82ZM84 93H85V94H84ZM104 93H106V94H104ZM22 94H23V93H22ZM90 94H94V96H93V95L91 96V97H94V99L92 98V100H91V98H90ZM107 94L110 95V96H108ZM9 95H10V96H9ZM50 95H49V96H50ZM54 95H56V96H54ZM75 95H76V97L71 98V97H73V96H75ZM98 95H100V96H98ZM49 96H48V97H49ZM52 96H54L53 99H52ZM63 96H61V97H63ZM66 96H67V95H66ZM70 96H71V97H70ZM96 96H97V98H96ZM163 96H164V97H163ZM77 97H79V99H78ZM106 97H108V98H106ZM1 98H2V96L0 95V99H1ZM75 98H77L78 100L76 99V100H77V101H76ZM81 98L83 99V100H82V103H83V102H86V104H87V103L89 102V99H90L92 102H89V103H90V104L92 103V104H91V105L89 104L88 106H85V108L82 109L81 107H84V104H85V103L82 104L83 106L79 104V103L81 102ZM95 98H96V99H95ZM105 98H106V99H105ZM111 98H113V100H112ZM161 98H162L163 100H165V103H167L168 106H170V104H169V102H168L170 99H169L168 96L162 95ZM8 99H9V98H8ZM10 99H12V100H10L12 103H13V100H14V103H13V109L11 108V107H12V105H10L11 103L8 102L9 100L7 101V102H8L7 105H9L10 107L5 106L6 108H3L4 105L2 106V102H1V100H0V102H1L0 105H1V107H2V108H0V127H1V128L3 127V128L5 129V130H4V129H0V130H1L0 132H1L2 134H5V133H6L5 136H7L9 133L11 134V133L14 132L15 134L13 133L14 135H13V134H11V135L14 136V137H16V136L18 137V136H19L17 139L20 141L21 138H22L23 136H25L24 134H30V133H32L31 135L26 136V138H27V140H28L30 137L33 136V130H31V129H27V128H28L29 126H30V128H33L34 126H36V120H35V119H36V115H37L38 117H41V116L44 115V114H48V111L50 112L49 115H48L49 117L46 116V115L42 116V117L45 118V119L42 118L41 120H43V122H44V120H45V124H44V126H41V132L43 131L42 133H44V132L46 131V129L49 130V127L47 128V127H45V126H49V125H50V126H51V127H50V130H51V129H52V130H51V131L49 130V132H51V133H52V132H55V133H52L51 138H50V134H51V133L49 134L48 132H46V133H47L46 136H44V134H43V137H44V138H43V137H42V138L45 139V141L42 142V141L39 139V138H40V135H42V133H40V131L38 130V128H39L40 126H38V128H33V129H34V134H36L35 137H38L39 141H41V142L43 143L42 148H40V150H38V151H40V153H39V152H35L34 150L28 152L29 150L27 151V147L25 146L26 149L23 147L24 149L22 148L21 151H20V152H23V150H25V152H24L23 154L20 153L21 155L18 154V155H19V156H18L17 153H14V156H15V157H13V155H12L13 153H11V154H8V155H7V157H9V158L1 156V157H0V162H1V163H2V162L5 163V160H6V162H8L9 165H11V166L16 162L17 164L21 165L20 168H18L19 171H20V169L22 170V167H24V169H23L24 171H20L21 173L23 172V174L26 173V172H27V173H28V172L31 173V172H33V169H36L37 167H38V170H42V167L44 168V167H45V164L47 165V163H43L44 161L41 160L40 155H39V157H37V158H40V160H41L42 162H40L39 159L36 160L37 158H34V157H33V154H34V156H35L36 153H37V154H41V153H42L41 150H43L44 157L46 158L44 152H45V151L47 152L48 149L46 150V148H47L48 146H50L49 143H51V144H53V145H58V142L63 138V135H64V134H61V133H64V132H65L64 127L67 125V124H66L67 122H64L63 120H62L61 122H59V121L62 119V115L64 114L63 110H60V108H61L60 106H61V105L58 106V107H60V108L58 109V107L55 106L54 104H53L54 107H52V106H51V107H50V106H45L44 104H42V105H40V106L44 107L45 110H41V109H44V108H40V109H39V106H38V108L35 109V110L38 111V112H36V111L34 110V108H35L37 105H33V108H32L33 110L30 109V111H32V112H30L29 110H27L28 108L26 107V105H23V104H24V103H23V100H22L20 97H18V100H20V101L22 100V101H21V102L19 101L18 104H19V105L21 104L22 106H20V107L16 106V107H18L19 109L15 108V106H14V104H15L16 102H18V101L15 102L16 97H14V99H13V98H10ZM56 99H57V101H55ZM87 99H88V100H87ZM99 99H100V101H101L102 103H101L100 101L97 103L96 100H99ZM102 99H104V100H102ZM110 99H111L112 101H109ZM167 99H169V100H167ZM66 100H67V99H66ZM68 100H69V99H68ZM73 100H74V102H73ZM94 100H95V101H94ZM117 100H118V99H117ZM78 101H80V102L78 103ZM87 101H88V102H87ZM103 101H104V102L106 101L105 104H104ZM108 101H109V102H108ZM193 101H194V100H193ZM193 101H192V102H193ZM124 102H125V101H123V103H121L122 105L119 103V105H120V106H123V104L126 105V104H127V101H126L125 103H124ZM75 103H76V105H75ZM99 103H100L101 105H100ZM115 103H118V101H116ZM115 103H114V105H112V107H108L109 109H108V108H107V109L105 108L106 110L104 109V110L102 111V116H103V117L99 116L100 114H99V115L97 114L98 117H101L102 119H105L104 117H106V118L109 119V120H110V119H111V120L114 119L115 116H116L117 111L120 112V111L117 109V108H119V105H118V104H115ZM16 104H17V103H16ZM16 104H15V105H16ZM18 104H17V105H18ZM59 104H60V103H59ZM59 104H56V105H59ZM86 104H85V105H86ZM194 104H195V102H194ZM194 104H192V103L190 102V105H194ZM43 105H44V106H43ZM69 105H68V106H69ZM78 105H79V106H78ZM117 105H118V106H117ZM34 106H35V107H34ZM113 106H114V108H113ZM115 106H117V107L115 108ZM127 106H128V105H127ZM23 107H24V108L26 107V109H24ZM56 107H57V108H56ZM125 107H126V106H124V108H125ZM192 107H193V106H192ZM21 108L24 109V110H26V112L23 111ZM48 108H52V110L50 111ZM53 108H54V109H53ZM69 108H70V107H69ZM110 108L116 110L115 115L113 114V113H114V112H113L114 110L112 111V110H110ZM126 108H127V107H126ZM258 108H259V107H258ZM1 109H2V110H1ZM3 109H4V112L7 110V111L5 112L6 114L1 112V111H3ZM9 109H12V110H9ZM38 109H39V110H38ZM55 109L60 110L61 112H60V111H57V110H55ZM81 109H82V110H85L86 112H81ZM121 109H122V108H121ZM121 109H120V110H121ZM8 110H9L10 114H9ZM16 110H17V111H16ZM20 110H22V114H21V115H22V116H21V122H20L19 115H18V113H19ZM77 110H80V111H77ZM123 110H124V109H123ZM12 111H13V113H12ZM39 111L42 112V113H41L42 115L40 114L41 116L38 114ZM54 111H56V112H54ZM65 111H66V110H65ZM67 111L69 112L70 110H67ZM106 111H108V113L110 112L109 114H111V112H113V113H112L113 115H112V114H111V115H108V113H107ZM14 112H15V114L17 113L18 116L14 115ZM24 112H25V113H24ZM27 112H28V113H27ZM58 112H59V113H58ZM62 112H63V113H62ZM88 112H89V111H88ZM26 113H27V114H26ZM51 113H54L55 116H54L53 114L51 115ZM57 113H58V114H57ZM91 113H92V111H91ZM2 114H3V115H2ZM29 114H30V115H29ZM32 114H33V115H32ZM86 114H87V113H86ZM93 114H94V113H93ZM118 114H120V113H118ZM9 115H10V116H9ZM24 115H25V116H24ZM50 115H51L52 117H51ZM91 115H92V114H91ZM2 116H5V118H3ZM23 116H24V117H23ZM34 116H35V119L33 120V117H34ZM94 116H95V115H94ZM113 116H114V117H113ZM10 117H11L12 120L15 119V120H14V123H13L12 126H13V127H14L15 125H17V126H15L14 128H13L11 125L9 126V124H12V120L10 119ZM22 117L25 118V119L27 118V119H26V120H25V119L23 120ZM30 117H31V118H30ZM58 117H60L61 119H60V118H59V119H55V118H58ZM28 118H29V119H28ZM218 118H219V117H218ZM7 119H8V121H7ZM17 119H18V121H16ZM47 119H49L50 121H52V123H49L50 121L48 122ZM76 119L79 121V118H76ZM107 119H105L106 122H108ZM10 120H11V121H10ZM28 120L31 121V123H29V126H28V122H29ZM41 120H40L39 122H41ZM54 120H57V123H56ZM77 120H76V121H77ZM82 120H83V119H82ZM219 120H220V121H219ZM219 120H217V121L221 122L222 119L219 118ZM5 121L8 122L9 124L6 123ZM22 121H23V122H22ZM26 121H27V122H26ZM16 122H17L18 124H17ZM43 122H42V123H43ZM53 122H54V124H53ZM63 122H64L65 124L60 125L62 128H61L60 126H58V129L61 128V131H60V130H57V125L62 124ZM109 122H111V121H109ZM2 123H3V124H6L10 130L7 128L6 125H3ZM22 123H23V124H22ZM25 123H26V125H27L28 127L25 125ZM34 123H35V125H34ZM42 123H41V124H42ZM46 123H47V124H46ZM77 123H78V122H77ZM79 123L82 124V123H85V122L80 120ZM30 124L32 125V127H31ZM41 124H39V125H41ZM88 124H90V123L87 122L86 126H87ZM18 125H19V127H18ZM23 125H24V127H23ZM33 125H34V126H33ZM37 125H38V123H37ZM52 125H53V126H52ZM83 125H85V124H83ZM124 125H126V124H124ZM124 125H123V128H124V129H126V128H131L130 125H126V127H125ZM25 126H26V128H25ZM121 126H122V125H121ZM44 127H45V128H44ZM53 127H56V128H54V131H53ZM22 128H24L23 130H24L25 132H23L22 130H19V129H22ZM25 129H26V130H25ZM36 129L38 130V132H39L40 134L37 132ZM39 129H40V128H39ZM55 129H56V131H55ZM62 129H63V131H62ZM28 130H29L30 132H27ZM35 130H36V131H35ZM5 131H7V132H5ZM8 131H9V132H8ZM10 131H13V132H10ZM59 131H60V132H59ZM3 132H4V133H3ZM20 132H21V133H20ZM26 132H27V133H26ZM35 132H36V133H35ZM58 132H59V135H62V138H61V136H60V137L58 136ZM1 133H0V135H1V138H2V139H0V142H1V141L3 140V138H4L3 135H2ZM46 133H45V134H46ZM56 133H57V136H58V137L54 138L53 135H55ZM22 134H23V135H22ZM37 134H38V135H37ZM48 134H49V135H48ZM47 136H49L48 139L50 138V139H49V142H48L47 139H46ZM55 136H56V135H55ZM28 137H29V138H28ZM45 137H46V138H45ZM124 137H125V136H123V138H124ZM23 138H24V137H23ZM23 138H22V140H21L20 142H24V141H25V139L23 140ZM42 138H41V139H42ZM57 138H61V139H60V140L58 139L59 141H56ZM75 138H77V137H75ZM84 138H85V139H83V137L81 138V139H83V140H79V138H77L78 141H82V143H81V142H79V143H78V142H75V143H78V146L75 145L77 148L82 147V145H83V143H84V142H83L84 140H85L86 142H88V141H87L88 138H87V139H86V137H84ZM89 139H90V138H89ZM27 140H26V141H27ZM52 140H53V141H56L57 143H56V142H55V143H52ZM74 140H76V139H73L72 141H74ZM46 141H47V142H46ZM41 142H40V143H41ZM44 142H46V144H48V145H45ZM42 143H41V144H42ZM71 143L74 144L73 142H71ZM23 144L25 145L26 143H23ZM27 144H28V143H27ZM96 144H97V143H96ZM96 144H95V145H96ZM24 145H21V146H24ZM80 145H81V146H80ZM44 146H45V147H44ZM46 146H47V147H46ZM68 146H70V147H68ZM68 146H65V145L62 146V150H63L65 147H66V148H65L66 150H65V152H64L65 154H64V155L62 154L63 157H62V156L60 157V160H59L58 157L61 155V154L59 155V152L61 151V153H62V150L58 151V150L56 149L58 153L56 152V150L52 151V154H51V160H52L53 158H55V160H53V161H54V162H57V161H56V158H58V159H57V160H58V163H55V164H54V166L56 165L54 169L59 170L58 168L60 167V170H63L62 167H63V165L65 166V164L63 163L64 161H65V163L67 162L66 164H68V165H66V168L75 165V163L73 164V162H74L73 160L76 159L75 157L77 156L76 154L78 153V152H77L78 149H76V148H72V149H75V151L73 150L74 153L77 152L75 155H73L74 153L72 152V149H71V150H68V149H70L71 147H75V146H73V145H69V144H68ZM99 146H100V145H97L96 148L99 147ZM43 147L45 148V150H44ZM67 147H68V148H67ZM94 147H95V146H94ZM94 147H92V150L90 149V151H88V152H89L88 155H87V151H86V153H82V154L78 153L79 155L77 156V159H79V156H81V157H80V160H76V161H78V162L81 161V162H82L83 160H81V159L84 158V157L87 158L88 160L92 161L91 158H92L93 156H94L93 158H96V159H97V157H99V155H102L103 152H105L106 150H108L107 148H105V149L103 148V149H102V147H99V148H97V149H102V150H103V152H102V150H101V152H99V150H94V149H95ZM28 149H30V148H28ZM59 149H61V147H60ZM88 149H89V148H88ZM88 149H87V150H88ZM0 150H1V147H0ZM67 150H68V151H71L70 154H69V152H68ZM104 150H105V151H104ZM115 150H116V151H115ZM115 150H114L115 152L119 151V152H117V153H119V154L115 153V154H117V156H118V155H122L123 153H125V151H123L124 149H122V151H121V150H117V149H115ZM33 151H34V153L31 155L30 153H32ZM63 151H64V150H63ZM91 151H92V152H91ZM93 151H94V153H93ZM96 151H97V153H96L97 155H94ZM27 152H28V153H27ZM55 152H56V154L58 155V156L55 155V156H57V157H55L54 154H53V153H55ZM98 152H99V155H98ZM122 152H123V153H122ZM25 153H26V154H25ZM72 153H73V154H72ZM90 153H91V155H92V153H93V156H91ZM100 153H101V154H100ZM105 153H106V152H105ZM120 153H122V154H120ZM1 154H2V152H1ZM27 154H28V155H27ZM29 154L31 155V157H30ZM66 154H67V155H66ZM71 154L73 155L72 158H71V156H72ZM2 155H3V154H2ZM11 155H12V156H11ZM22 155H26V157H24V156H22ZM68 155H69V157H68ZM83 155H84V156H83ZM103 155H104V154H103ZM5 156H6V155H5ZM21 156L24 157V159H23ZM48 156H49V155H48ZM52 156H53V157H52ZM66 156H67V158L69 159V162H68V160L65 158ZM88 156H90V159L88 158ZM96 156H97V157H96ZM117 156H116V157H117ZM32 157H33V158H32ZM42 157H43V156H42ZM44 157H43V158H44ZM5 158H6V159H5ZM12 158H15V159H12ZM21 158H22V159H21ZM43 158H42V159H43ZM63 158H65V159H63ZM70 158H71L72 160H70ZM85 158H84V159H85ZM117 158H118V157H117ZM117 158H115V159H117ZM19 159H20V160H19ZM27 159H30V160H27ZM32 159H34V160H33L34 163H31V164H30L29 162L32 161ZM99 159H100V158H99ZM99 159H98V160H99ZM118 159H120V161L118 160L119 162L117 161L118 163L122 162V161H121V158H118ZM1 160H2V161H1ZM3 160H4V161H3ZM7 160H9V161H7ZM21 160L24 162V165H22L23 162H22ZM51 160H50V162L52 163L53 161H51ZM61 160L63 161V162H62V163H63V164H62V167H61V165L59 166V163H60ZM98 160L93 159L92 162H95V164H96L97 162H99ZM26 161H27L28 163H25ZM36 161H39V162H40V165L42 166V164H43V166L40 168L39 165H38L39 162L36 163ZM90 161L84 160V162H82V164H80V163L78 164V162H76V164H78V166L76 165L75 167H73V168H75V169H73V171H72V169H70L71 167L69 168V169L71 170V172H72L73 178H74V176H75L74 173H75V174H77V172H78V173H82V172H79V171H80L81 169H83V167L81 166V165H83V163L88 162V163H85V164H84V165H85L84 167H85L86 169H91V170H89L90 172H89L88 170H86V169H83V170H85V171H84L85 173H82V175H81L80 178H79V181H77L76 178H74V179L76 180V181L74 180V184H75V185H78V184H76L75 182H79L80 184H84L83 181L80 182V180H83V178H82V177H84L83 174H84V175H85V174L87 175L88 172H89V175H90V173H91V174H94V173H95V172L93 171L94 168H87V167H90L91 165L94 164V163H93V164L89 165V164H90V163H89ZM18 162H19V163H18ZM70 162H71L72 164H71ZM8 163H7V164H8ZM16 163H15V164H16ZM21 163H22V164H21ZM41 163H42V164H41ZM51 163H48V164H49V165H52ZM7 164H4V165H3V169H2V170H4L5 165H7ZM15 164H14V165H15ZM27 164H29V165H27ZM95 164L93 165L94 167H95ZM120 164H121V163H120ZM19 165H17V166H19ZM31 165H33V167L30 168ZM36 165H37V167H35ZM87 165H88V166H87ZM106 165H107V164H106ZM108 165H109V164H108ZM108 165H107V166H108ZM17 166H16V167H17ZM27 166H29V169H27V168H28ZM54 166H53V167H54ZM67 166H68V167H67ZM79 166H81L82 168H80ZM203 166H205V165H203ZM6 167H7L9 170L12 169V170H11V173L14 174V172H15V175H16L17 173L21 174L20 172H17L18 170H13L14 166H12L11 168H9L8 166H6ZM16 167H15V168H16ZM51 167H52V166H51ZM56 167H57V168H56ZM76 167H78V168H80V169H78V168H76ZM205 167H206V166H205ZM1 168H2V167H1ZM48 168L51 169L50 166H48ZM64 168H65V167H64ZM5 169H6V168H5ZM8 169H6V170L9 171ZM26 169H27V170L32 169V170H30V171H26ZM6 170H4L5 173H10V172H6ZM52 170H53V168H52L50 171H52ZM60 170H59V171H60ZM74 170H77V172H75ZM83 170H82V171H83ZM59 171H55V170H54V171H52V173H54V172H59ZM92 171H93L94 173H92ZM16 172H17V173H16ZM23 174L21 175V176H22V179H23V183H24L25 181H26V183H29L28 185H27V184L24 185V187L27 185L26 187H29V188H24V187H23V188H24V189H29V190H30L31 187H33V188H36V190L39 189V190L37 191V193L40 192L41 188L38 187L39 184H40V182H39V183L37 182V181H38V178H37V177H34V178H33L34 181H35V178H37V180H36V183H34V181H32V182H33V184H32V183H31V180H32L31 176H30V178H31V179H30L29 176H28V177L26 176V177H27V178H26V177L23 176ZM77 175H78V174H77ZM79 175H80V174H79ZM126 175H127V174H125V176H126ZM127 176H128V175H127ZM146 176H147V175H146ZM146 176H144V178H145ZM148 176H150V175H148ZM76 177H77V179H78V176H76ZM25 178L28 179V180H26ZM127 178L129 179V177H127ZM22 179H21L20 181H22ZM29 180H30V182H27V181H29ZM153 182H154V183H155V182L157 183V182H159V181L154 180ZM23 183H22V184H23ZM30 183H31V185H30ZM63 183H64V182H63ZM16 184H17V183H16ZM19 184H20L21 186L17 184V185H18V188H19V187L22 188L23 185H22L20 182H19ZM34 184H35L36 187L34 186ZM97 184H98V183H97ZM99 184H100V186H102V187L104 186V185L101 184V181H100ZM17 185H16V186L13 185V186H15V187H13V188H16ZM84 185H85V184H84ZM6 186H9V187H10L11 185H6ZM65 186L71 188V187H70L71 185H69V184H65ZM81 186H82V187H81ZM97 186H99V185H96V187H97ZM77 187H78V188H74V187H73V188L71 189V190L73 191V192H72L73 194H72V193H69V191H67V190H69V188H66V189H67V190H66L65 187H64V185L62 186L61 184H60V186L57 187V190H56V188H55L56 191H55V190H53V192L50 191L51 193H49V191H48V192H45V191L42 190V191H43L42 193H43L44 195L46 194V196H47V198H45L46 196H43V197H42L43 199H42L41 196H40V195L42 194L41 192H40V193H41L40 195H35L36 191H35V189H32V191L34 190V192H35V193H33V194L35 195V198L37 197L38 199H37V198H36V199L33 198L34 200H33V199L31 200L30 198H32V197H28L29 200H30L29 202H32L31 204H29V205H30V208H29V209L32 208V210H29V212H28L27 214L25 213L26 211H25L24 213H25L26 215H30L31 211H33V213L36 212V211H38V212H36V213L39 214L40 216H42V218L40 217V220H41V221L43 220L44 222H42V223H44L45 225L42 224V223H41V224L44 226V228H46V229L48 230V233H49V234H48L47 236H48V237L50 236V238H52L53 236L59 235V234H57V233H58V232H57V229H58V231H60L62 228H63L65 231L61 230L60 232H63L62 235L64 234L65 236H67V237H65V236L63 235L66 239L69 240V239H70L69 236H72V237L74 236L73 238L75 239V240H74L75 242L72 241L73 238L71 237L72 239L69 240V242L71 241V242H70L71 244H72L73 242H74V243H73L72 245H69V244L67 245V243H66L65 246H64V247H65V250H67V248H70L69 246L74 247V244H75L74 249H78V250L76 251V253H77L79 256H81V257H79L75 252H73V254H76L77 256H76V255H72V252H71V256H73L72 258H74V261H72L73 259H70V260L72 261V263H75V261H76V257H78V261H76L77 264H105L106 261H107L106 264H110V263H111V264H143L142 261L140 260V257H138V256H139V254L142 255V254L144 253V252H143L144 250H147L146 247H145L146 249L144 248L143 251H137V252H140V253L135 252L136 250L134 251V249H133L132 247H130V248H132L133 250H131L132 252L130 251L129 253H127V252L129 251V250H128V251L126 252L128 255L125 254V255H127V258L124 259V256H121V255H120V253L123 255V251L121 252L120 248H116V249H115V246H116V245H115V246H112V244H113V243H112V239H113V238H111L110 235L112 236V235H113L112 233L115 234V233L117 232V231H116V228L118 229V226H119V225L117 226L116 224H120V231L123 230L122 228H124V227L127 228V227L131 224V222H129V221L127 220V218H126V219H122V218H121L120 220H118V221H121V220H122L121 222H123V224H121V222H118V223H117V219L119 218V216L116 215L118 218L115 217V213H117V212H115V211H117V210H115V208L117 209L116 206L118 205V203H119V205H118V210H119V208H120V210H121V207H122V206L119 207V206H120V201H121V200H120V199H118V200H120V201H118V200L116 201V200H115V199H117L116 197H118V195L114 196L113 193H112L111 196H112V197L114 196V198H112V199H114V200L116 201V203H114L115 201L113 202V201L111 200V197L109 196V193L107 192L108 189H106V190H104V191H103V190L100 191L101 189L96 190V189H95L96 187H95V188H93L92 190H87V191H89V193H93V194H85V193H83V194H82L83 196L80 194V195H81L82 197H84V198H85V196H87V197L89 196V197H90V198L88 197L89 200H87V198H86V199L83 198L84 201H82L83 199H80V198H81L80 195H79L80 197L78 196L79 198L77 199L76 196H77L78 194H76V192L80 191V189H83L84 187H83V185H80L81 188H79V186H77ZM85 187H86V186H85ZM110 187H111V186H110ZM110 187H109V188H110ZM6 188H7V187H6ZM11 188H12V187H11ZM99 188H100V187H99ZM125 188H129V186L127 187V185H126V186L124 187V189H125ZM7 189H8V188H7ZM73 189H74V190H73ZM76 189H78V190H76ZM94 189H95L96 191H99V192H96V191L93 192ZM97 189H98V187H97ZM85 190H86V189L84 188V190H81L79 193H81V192H83V191H85ZM87 191H86V192H87ZM109 191H110V194H111V192H115V193H116L115 190L112 191V190L110 189ZM95 192H96V193H102V192L104 193V192H106V193H108V195H107V197L105 198L104 195H103V193H102L103 196L101 197V195H98V194L96 195ZM7 193H8V191H7ZM63 193H64V194L66 193L67 195H66V194L64 195ZM87 193H88V192H87ZM38 194H39V193H38ZM49 194H50L51 196H50ZM62 194H63L64 196H63ZM70 194H71L72 196H74V194H76V195H75V198L77 199L76 201H77L78 203L80 202L79 204H81V202H82V205L79 206V204H78L75 200H73V199H71L72 201L68 200L67 198H72V196H70ZM84 194H85V195H84ZM104 194H105V193H104ZM60 195H61L62 197H61ZM92 195H93V196H92ZM39 196H40V197H39ZM53 196H56L57 198H55V197H53ZM65 196H66L67 198H66ZM91 196H92V197H91ZM108 196H109V197H108ZM12 197H13V200H14V198H16V197H14V196H12ZM33 197H34V196H33ZM48 197H50V198H48ZM58 197H59V198H58ZM103 197H104L105 199H104ZM17 198H19V197H17ZM23 198L25 199V197H23ZM23 198H20L19 200H20V201H21V199L24 200ZM44 198H45V199H44ZM54 198H55V199H54ZM62 198H63V199H62ZM75 198H74V199H75ZM98 198H99V199H98ZM100 198H101V199H100ZM107 198H110V200L107 201ZM119 198H120V197H119ZM10 199H12V198H8L7 200L9 201ZM39 199H41V200H39ZM56 199H58L59 201L56 200ZM92 199H93V201H92ZM94 199H95V200H94ZM96 199H97V200H96ZM103 199H104V200H103ZM7 200H5V201L8 203ZM13 200H12V201H13ZM44 200H45V201H44ZM53 200H54L55 202H53L52 204L55 205V208H56V209H55L54 206L51 205V203H50V202H52ZM61 200H62V202H60ZM79 200H81V201H79ZM86 200H87V201H86ZM5 201H1V202H5ZM34 201H35V202H34ZM42 201H44V202H42ZM69 201H70V202H69ZM74 201H75V202H74ZM100 201H101V202H100ZM9 202H10V201H9ZM14 202H16V200H14ZM14 202H13V204H14ZM33 202H34V205L32 206ZM41 202H42V203H41ZM45 202L47 203L46 206L43 205V203H45ZM48 202H49V203H48ZM56 202H57V203H56ZM85 202L87 203L86 206H88V207H87L88 209L85 208L86 206H83V205H85ZM88 202H89V203H88ZM99 202H100L101 204H100ZM104 202H105V203H104ZM110 202H111L112 204H111ZM10 203H11V202H10ZM103 203H104V204H103ZM109 203H110V204H109ZM1 204H3L4 206L1 205ZM37 204H38V205H37ZM48 204H49L50 206H49ZM60 204H61V205H60ZM88 204L90 205V207H91L90 209H91L92 212H89L90 209H89V205H88ZM114 204H115V205H114ZM121 204H122V203H121ZM6 205H7V204H6ZM8 205L11 206V204H8ZM102 205H104V207H103ZM113 205H114L115 208H113ZM0 206H2V207H0V264H17V262H19L20 259L22 260V262H24L23 259L26 257V256H25L26 254H28L27 257H28L30 260H29L28 258L25 259V260H28V261H27L28 263H24V264H45V261H44V260H46L47 258H49V256H50L49 253L53 254V255H52V258H53V256L55 255V253H57V254L60 253V252H57V251H55V252H52V251L49 252V249H46V248H45V250H48V252L45 251V253L48 254V257H47V256H44L45 258H43V260H42V257H43V255H44V254H43V251H39V250H37V251H39V252H38L39 254H38V253H35V254H34V252H35L36 250H34V251H27V250H25V251H24V250L22 249L21 246H19L18 244L16 245L17 242L15 243V241H17V239H18V241H19V239L22 240V236H23L24 232H21V231H23V230H22L23 227H22V229H20V227H19V228L17 227V226L19 225L20 222L17 223V221H16V217H15L14 214H13L14 212H12L11 210H7L8 208H9V209L12 208V206L7 208V207H5V203H0ZM34 206H35V207H34ZM40 206H42L41 209H40ZM47 206H48L49 208L52 207L53 210L55 209L57 212H55V210H54V213H52L53 211L50 209V210H51V211H49V212H51V214H50L48 211H46V210H47L46 208H48ZM56 206H58L59 208L56 207ZM73 206H74V207H73ZM81 206H83V207H81ZM96 206H97L98 208H97ZM101 206H102L103 208H105V209H103V208L100 209L99 207H101ZM110 206H111V208H110ZM28 207H29V206L27 205L26 208H28ZM36 207H37V208H36ZM38 207H39V208H38ZM45 207H46V208H45ZM34 208H35L36 211H34ZM78 208H79V209H78ZM84 208H85V210H83ZM109 208H110V209H109ZM43 209H44V210H43ZM76 209H77V210H76ZM98 209L101 210V211H102V209L105 210V211L107 210V211H109V212L106 213V212L104 211V212H105V214H104V213H102L101 211H99ZM111 209H112L114 212H112ZM12 210H13V208H12ZM14 210H15V209H14ZM39 210H40V211L43 210V212H45V213H44L45 215H44L43 213H41ZM76 211H77V212H76ZM97 211H99V212H97ZM22 212H23V211H22ZM75 212H76V213H75ZM78 212H81L82 214H81V213L78 214ZM85 212H87V214H85V216H86V215H87V216H90V215H89L90 213H91V216L94 215V216L91 217V218H92L91 220L88 218V220H89L91 223H89V221L87 220V216H86V218H85V216H84V214H83V213H85ZM20 213H21V210H20L19 212H17V213H16V211H15V214H16V215L18 214V215H21V217H22V216H23L22 214H24V213H22V214H20ZM36 213H34V214L36 215ZM46 213H48V214L46 215ZM88 213H89V214H88ZM92 213H93V214H92ZM97 213H98V214H97ZM101 213H102V214H101ZM113 213H114V214H113ZM31 214H32V213H31ZM34 214H32L33 217L35 216ZM42 214H43V215H42ZM52 214H53V215H52ZM99 214H101V215H99ZM32 215H31V216H32ZM77 215H78V217H77ZM79 215H80V216H79ZM81 215L84 216L83 221H84V220H85V221H84V222L82 221L83 223L81 222V224H78V225H81V226H78L77 224H75V222L79 223V222H80L79 220H82ZM96 215H97V216H96ZM24 216H25V215H24ZM43 216H44V217H43ZM101 216H102V217H101ZM108 216H110V218H109ZM14 217H15V218H14ZM28 217H29V216H28ZM28 217H26L27 220H24V219H23L22 221H23L24 223H25V222H28V219L30 218V217H29V218H28ZM97 217H98V219H97ZM114 217H115L116 219H115ZM12 218H13V219H12ZM22 218H23V217H22ZM93 218H94V220H93ZM106 218H107V219H106ZM112 218H113V219H112ZM17 219H18V218H17ZM19 219H21V218H19ZM29 220H30V219H29ZM114 220H115V221H114ZM124 220H126L128 224H127L126 221H124ZM19 221H20V220H19ZM106 221H107V223H106ZM113 221H114L115 223H114ZM23 222H22V223H23ZM124 222H125V223H124ZM24 223H23V224H24ZM38 223H39V222H38ZM85 223H87V224H86V227L84 228L83 226H85ZM103 223H104V224H103ZM105 223H106V224H105ZM109 223H110V224H109ZM23 224L20 223L19 226H24L25 224H24V225H23ZM41 224H40V225L36 224V225H37V227H38V226L41 227ZM50 224H51V226H49ZM52 224H53V226H52ZM54 224H55V225H54ZM72 224H73V225H72ZM90 224H92V228L90 227V226H91ZM46 225H47V227H45ZM93 225H94V226H93ZM98 225H99V226H98ZM103 225H104V227H103ZM70 226H72V228H73L74 226H75V227L77 226V227H76L77 229H78V227H79V228L83 227L84 229H88L87 227H89L90 230L88 229L89 231L87 230V232L84 233V230H82V228H81V229H78V230H82V232L79 231V233H75L76 231L74 232V230L72 229V231L75 233V234H74L72 231H68V228H69ZM95 226H97V227H95ZM105 226H109V228H108V227H105ZM24 227H26V226H24ZM52 227H53V228H52ZM57 227H58V228H57ZM75 227H74V229H76ZM121 227H122V228H121ZM17 228H18V230H20V232L17 230ZM38 228H39V227H38ZM44 228L42 229V227H41L42 230H44ZM55 228H57V229H55ZM70 228H71V227H70ZM114 228H115V229H114ZM125 228H124V229H125ZM41 229H40V228L37 229L38 233H39V230H41ZM46 229H45V230H46ZM53 229H54V230H53ZM91 229H92V232H91ZM93 229H94V230H97V231H96V232H95V231L93 232ZM107 229H108V230H107ZM113 229H114V230H113ZM47 230H46V231H47ZM55 230H56V232H55ZM98 230H99V231H98ZM102 230H103V231H102ZM104 230H106V231H104ZM111 230H113V231H111ZM66 231H67V232H66ZM101 231H102L104 234H103V233L97 234V232H101ZM118 231H119V230H118ZM120 231H119V232H120ZM123 231H124V230H123ZM17 232H19V233L16 234ZM77 232H78V231H77ZM80 232H81V233H80ZM119 232H118V233H119ZM10 233H12V234H10ZM21 233H22V234H21ZM65 233H69V234L66 235ZM83 233H84V234H83ZM92 233H93V234H92ZM94 233H95V234H94ZM106 233H108V234H106ZM121 233H122V232H121ZM30 234H34V233H33V230H32V232H30ZM39 234H40V233H39ZM39 234H38V235H39ZM54 234H56V235H54ZM76 234H77V235H78V234H79V235L83 234V235H81V236L78 235L80 240H78V236H77ZM19 235L21 236V238L19 237ZM35 235H36V234H34V235H30V236H29L30 241L33 240V239H31V238H33L32 236H35ZM38 235H37V236H38ZM40 235H41V234H40ZM62 235H60V237H61ZM68 235H69V236H68ZM97 235H99V236H97ZM100 235H101V236H100ZM104 235H107V236H104ZM116 235H118V234L116 233ZM15 236H16V237L18 236V237L16 238ZM37 236H36L35 239H38ZM86 236H88L87 239L85 238ZM14 237H15L16 239H15ZM48 237H46V238L48 239ZM82 237H84V238H82ZM114 237H115V236H114ZM57 238H58V237H57ZM88 238H89V239H88ZM109 238L111 239V241H110V244L108 243V244H109V245H108V244H107V241L109 240ZM14 239H15V241H14ZM82 239H83V240H82ZM105 239H108V240H105ZM9 240H10V242H9ZM44 240H46V239H44ZM48 240H49V239H48ZM37 241H38V240H37ZM37 241H36V242H37ZM21 242H22V241H21ZM33 242H35V241H33ZM77 242H78V243H77ZM81 242H84V243H81ZM11 243H13V246H12V247H11V245H12ZM31 243H32V242H31ZM129 243H130V245L132 246V243H133V242L129 241ZM19 244H22V243L19 242ZM27 244H29V243H27ZM66 245H67V248H66ZM80 245H81V246H80ZM17 246H18V247H17ZM72 247L70 248L71 250H72ZM18 248H19V249H18ZM149 248H150V247H148L147 252H148V251L152 252L151 250H149ZM151 248H152V247H151ZM20 249H21V250H20ZM70 249H68L67 251L64 250V253H67V252L70 253V252H69ZM74 249H73V250H74ZM118 249H119V250H118ZM152 249H153V248H152ZM17 250H18V252H19V251H22V250L24 251V255L22 254V255H23V259L20 258V255H19V254H21V252L18 253ZM42 250H43V249H42ZM73 250H72V251H73ZM117 250H118V252L120 251V253L116 252ZM23 251H22V252H23ZM26 251H27V253H26ZM74 251H75V250H74ZM133 251H134V252H133ZM28 252H30L31 255H30V253H28ZM41 252H42L43 255L40 254ZM62 252H63V251H62ZM83 252H84V253H83ZM87 252H88V253H87ZM113 252H114V253L116 252V253H118L119 255L116 254V253L114 254ZM141 252H143V253H141ZM147 252H146V253H147ZM150 252H149V253H150ZM32 253H33L34 256L32 255ZM68 253H67L66 255H69ZM85 253H86V254H85ZM146 253H145V254H146ZM152 253H153V252H152ZM37 254H38L39 256H42V257H41V258H40V257H37ZM82 254H83V255H82ZM107 254H108V255H107ZM110 254H111V255H110ZM153 254H154V253H153ZM153 254H152V255H153ZM35 255H36V256H35ZM45 255H46V254H45ZM59 255H60V254H59ZM61 255L64 256L63 253H62ZM104 255H107V256L102 257V256H104ZM115 255H116V256H115ZM148 255H149V254H148ZM152 255H151V256H152ZM71 256H69V257L71 258ZM83 256H84V257H83ZM114 256H115L116 258H118V256H121V257L118 258V259H116V258H113ZM143 256H144V254L142 255V257H143ZM145 256L147 257V255H145ZM36 257H37V258H36ZM46 257H47V258H46ZM65 257H66V256H65ZM149 257H150V256H148L147 258L150 259L151 257H150V258H149ZM19 258H20V259H19ZM66 258H67V257H66ZM111 258H112V259H111ZM122 258H123V259H122ZM147 258H146V259H147ZM154 258H155V256H154ZM154 258H153V260H148V261H152V262H149V263H151V264H153L154 262H157V263H158V261H156V260L154 261ZM35 259H39L40 263H39V261L36 262ZM101 259H102V260H101ZM141 259H142V258H141ZM146 259L143 258V260L147 261ZM21 260H20V261H21ZM50 260H51V259H50ZM67 260H68V259H67ZM22 262H20V263H18V264H23ZM68 262L70 263L69 260H68ZM68 262H66V264H67ZM99 262H101V263H99ZM114 262H115V263H114ZM69 263H68V264H69ZM146 263H147V262H146ZM146 263H144V264H146ZM149 263H147V264H149ZM157 263H154V264H157ZM46 264H47V263H46ZM70 264H71V263H70ZM159 264H160V263H159Z\"/></svg>",
  "mask_w": 264,
  "mask_h": 264
}]
</instances>
